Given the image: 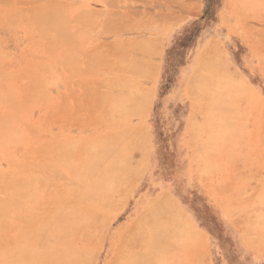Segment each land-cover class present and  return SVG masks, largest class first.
<instances>
[{
	"label": "rangeland",
	"instance_id": "obj_1",
	"mask_svg": "<svg viewBox=\"0 0 264 264\" xmlns=\"http://www.w3.org/2000/svg\"><path fill=\"white\" fill-rule=\"evenodd\" d=\"M70 1L71 0H67V1L66 0H57V1L56 0H17V1L8 0V2H7L6 0H0V51H1L0 56H4L7 58L6 59L3 57H0L3 60V61L2 60H0V61H1V63L3 62V65H4V66H2L0 64L1 68L3 67L2 68L3 71H2V69L0 70V71H2L0 73V76L2 75V77H4V79L0 80V84L2 85L4 83V86H6L7 82L5 83V81H8V79H9L8 85H10V86H8V85L7 86L9 88L10 87L12 88L11 91H13V89H14V91L18 90V92L16 91V93L12 94V97H14V95L16 96V94L19 95V96L17 95L18 99L15 97L16 98V100H15V98H14V100L16 101V104H15L14 100H12V101H14V103L10 102L11 100L10 101L6 100L7 98L5 99L4 95H3V98L7 102L9 101L8 102L9 105H13V104L18 105L19 104V108H20L21 104H22L21 105L22 108L24 106V112H21L22 110L21 111L18 110V106H16L17 109L15 107H14L15 109L13 108L14 110L17 111L15 113V116L11 115V112H8L7 114H9V113L10 114L7 115L5 113L8 116V117H6L5 115H3L5 110H6V112H7V110H10V111H12V110H11V108H9L11 106L8 107V103L6 104V101L1 97V95L4 94L3 92H5L6 97H9V98H12V97H11V95L7 94V93H9V92H6L7 89L3 90V92L0 94V99L4 100V103L0 100L2 102V104H0V116L1 117H2V115L4 116L3 118H0V125H2L3 123L5 124V121H7V119H9V118L12 119V120L9 119L7 122H10V123H8V125L10 126L11 123L13 121H15L12 123L13 128H10V127L3 125L5 127L4 129H6V127H7V129L9 128L10 132H9V130H8V132L10 134L12 132H16L14 130L17 129V133L18 132L21 133V135L18 134V135H20V138L17 137L18 135H16V133H15L16 136L14 135L13 138L17 137L19 142L24 140V141H22V143L20 142L21 144H17V143H19L18 141L16 143L13 140H11L14 142V143L12 142L14 145L17 144L16 146L13 145V147H11L10 142L8 141L9 145H10V147L8 149L13 148L12 150L10 149L11 151H9L7 149V147L5 148L3 146V144H5V143H3L1 145L2 142L0 141L1 142L0 145L3 146V147L0 146V149L2 148V150H3V148H4V151H6L5 149H7L8 153L10 152V154H9L10 156H9L8 153H6V152L4 153V152L0 151V171L10 172V173H5L7 175V177H9L10 176L9 174H11V172H13L12 174H14L16 172V170L17 171L19 170V172H20V173L18 172V174H20L19 177L21 178L25 175L24 177L27 178V176L25 174V173H27L28 174V180H26V181H29L30 177H29L28 172L33 171L34 168H36V169L39 168V167L37 168V166L35 167V165L33 166L32 161L36 158V160H34V163L36 161V163H35L36 165H37V162L39 165L40 164L43 165L44 164L43 161L45 159H44V156H42V155H45V153L49 152V148L47 147L48 145L50 147L52 144H53L52 146H54L60 142L62 144H66V143H64V141L67 142L69 140L68 138L73 137V136L74 137L78 136L77 137L78 139L73 137V139H71L70 141L75 142V145H77V144L79 145V142H80V145L82 144V146H83V144H84V148L81 146L82 149H80L81 147L79 145L78 147L80 150H77L78 148L72 149L71 146H72L73 142H70V141H69L70 144L72 143L69 146V148L71 147L70 148L71 150L67 149L68 146H66L65 148H66V151L68 150L69 153L72 150H74V153L76 152V150L81 151V152H77L81 158L77 154H73L72 152H71V155H69V153H68V157L66 156V158L69 160L71 157L74 158V155H75V157L77 155V158L79 157V164L76 163L78 160L74 161L77 158H75V159L71 158L73 160L74 164H76V165L77 164L78 165L84 164V165H81L83 168L87 165L90 166V164L92 166L93 165L95 166L98 162L95 160V158L93 159L92 156H95L93 151L96 150V151H98L96 154L99 153L98 154V158L100 157L99 160L102 159V162L104 164L100 163L101 166L97 164L98 167L96 166L95 168L97 170L103 172L105 170H107V171L110 170V167H111L110 171L112 172V168L115 166L116 168L114 167L115 170L113 168L112 178H113V181H114V179L116 180L115 183L118 182L120 184L117 187V188H119L117 190V192L113 193L111 195V197L107 198L106 201H104L99 206V208L96 210L97 216L98 217L101 216L99 219H101L102 223L99 222V219L97 217L96 223L97 224L99 223V224L98 225L95 224L94 227H96L95 231L98 230V232H99V229H100L99 236L100 235L101 236L99 237L98 233L94 232V228H93L92 233L95 237L98 236V238L96 239L95 237H91L92 233H90V235H89V237H91V238H87L88 241H89V239L95 238L96 240L94 239V241L97 242L95 244H93L94 241H92V240H91L92 243L89 242L90 243L89 244V246H90L89 252L93 254V255L91 254V257H95V258H93L94 261L91 258L88 260V262L89 261L93 262L91 264H108V263L111 264V262L115 259L116 263L114 262V264H120V263L121 264H127L126 262L129 259H127V261H123L121 258H125V260H126L127 256L133 257L134 255H137L138 253L142 254V252H143V254H145L149 251L148 249L150 246L149 244H150V238H151L150 226L156 227V225H157V228H155V230H157V231L160 228H161V230L164 228V230H169V231L172 230V232L175 231L174 234L170 235L171 237L173 235H176L179 231V233L181 232V235H180L181 239L176 235L178 237V240L180 239L183 242V240L186 239L185 243L184 242L182 243L179 240L181 242L180 247H179V245H175L177 248L174 249L175 246L173 244L171 246H169V244L171 243V241L169 242L170 237L168 238V235L164 234V238L166 237V240H167L165 243L168 244V242H169L168 245H165L166 248L163 246V248H165L164 251L167 252L169 250V249L166 250L167 246H168V248L170 247V251L167 253H164V256L165 257L168 256L171 258V254H172L174 256L171 259L177 260V262H179L180 264H197V262H199V261H200V264H264V231H263L264 226L259 225L262 221V218L264 219V130H263L264 128L262 129L263 131L258 129V128L264 127V125L261 122V127L257 126V124L260 125L261 119L264 118V116L262 115V114H264V0H128L129 2L127 0H87V1L86 0H75V1L72 0L71 2ZM133 1H135V2H133ZM140 1H141V3H140ZM155 1H157V2H155ZM181 1H184V2L181 3ZM5 2L9 6L5 5L6 4ZM9 2L10 3L12 2V3L9 4ZM51 2H54V4ZM59 2H61L59 4V6L55 7V5H58ZM108 2H109V4H108ZM50 3H51V5H50ZM83 3H84V5H83ZM116 3L119 7L118 6L116 7V5H115ZM133 3H135V5ZM172 3H175V4H172ZM78 4H80L81 6H84L85 8H83V7L81 8V6ZM111 4H114V5H111ZM53 5H54V7H53ZM110 5H111V7H110ZM46 6L47 7L50 6L51 7L50 10H49V8L47 10ZM107 6H108V8H107ZM134 6H135V8H134ZM86 7H89L90 10L88 8L86 9ZM32 9H34L33 10L34 13L32 12ZM125 9H127V11ZM27 10H29V11H27ZM41 10L42 11L45 10L46 13H47V11H48V13H49V11H51V15L49 13V16H47L48 15V13H47V14H44L43 17H41V15H43V14H41L42 13ZM20 11H22L21 14L18 13ZM39 11H40V13H39ZM45 11H43V12H45ZM119 11H120L121 17H119V15H117L119 13ZM135 11H137V12H135ZM166 11L167 12L169 11V14ZM75 12H76V14L82 13V15L81 14H79L80 16L76 15ZM176 12H178L177 15H176ZM129 13H131V14H129ZM163 13H167V14H163ZM57 14H59V15H57ZM86 14H88L90 16H86ZM107 14L110 17L112 16V18L108 17ZM122 14H124V15H122ZM45 15L47 16L46 17L47 19L44 18ZM61 15H62V17H61ZM84 15L87 17V23H86V21H84V20H86L85 19L86 17ZM91 15H92V18H91ZM114 15H115V18H113ZM131 15H132V17H131ZM140 15H142V16L140 17ZM148 15H150V16H148ZM94 16H96V17H94ZM123 16H124V18H122ZM34 17H36V18H34ZM77 17H78V19L79 18L81 19V21L79 20L80 22L78 21ZM89 17H90V19H88ZM93 17L96 18L98 21L96 19H93ZM156 17H158L157 18L158 20L156 19ZM31 18H33V20H31ZM40 18L41 19L43 18V21H46V20L49 21L48 20V18H49L50 20H52V22L53 21L60 22L59 20H61V22L63 23V26H62L63 28H61L60 31L56 32V30H55V28H56L55 25H57L56 22H55V24L53 23L54 25L52 24L53 27L55 26V28L52 29L53 32L50 31L49 33H47L49 31V29H48L49 23H45V22H44L45 24H41L39 22L38 23L41 24L42 26L45 25L44 28H46V26H47L46 24H48V27H47L48 30L47 31H46V29H44L45 30L44 31L42 29L41 25H39V28H40L39 30L36 29V28H38V26H36V25H35V28H33L34 25L32 26V23H30L29 20H31L32 22L36 21L35 23H33V24H36ZM107 18H109L108 19L109 21L107 20ZM120 18L123 19V21L121 20L122 22H119ZM129 18H130V20H129ZM2 19H3V21H2ZM12 19H13V21H12ZM170 19H171V21H169ZM14 20L15 21L17 20L18 23H13V22H15ZM90 20H94V22H92ZM127 20L130 21L131 25L128 24L129 21H127ZM43 21H41V22L43 23ZM152 21H154V22H152ZM3 22H6V23L3 24ZM49 22H51V21H49ZM64 22H65V24H64ZM84 22L86 25L83 24ZM109 22H112V23H109ZM88 23L89 24L91 23L90 26ZM107 23H109L111 25H109ZM116 23H117V27L115 28ZM119 23L122 25V27L121 26L118 27ZM13 24H15L16 27H14ZM124 24H127V25L123 26ZM58 25L57 26L60 28V26L62 24L58 23ZM75 25L77 26V28ZM136 25H138V27ZM66 26L71 28L72 33H73V31H74V34H75V32L77 33V35H74V37L76 36L75 39L78 41H76L74 39V37L71 38L72 37L71 35L70 36L68 35L69 33L71 34V30L68 29L69 30V33H68ZM18 27H19V29H18ZM123 27H125V28H123ZM59 28H57V29H59ZM120 28H122V29L119 30ZM132 28H133V30H132ZM63 29H66V31L65 30L62 31ZM106 29H108V30L106 31ZM114 29H115V31H114ZM54 30H55V32H54ZM82 30H83V33H82ZM124 30H126L127 32ZM40 31H42V32H40ZM63 32H67L68 34H65ZM60 33H63V36L65 35L64 40L62 37L60 39L57 38V37H59V35L62 36V34H60ZM40 34H43V36H41ZM56 35H58V36L56 37ZM67 35L69 36V39H68ZM79 35H81V37ZM47 36H49V37H47ZM53 36L56 38H53ZM40 37H41V39H39ZM42 37L45 39H42ZM50 37H52V38H50ZM65 37H67V38H65ZM46 38H47V40H46ZM48 38H50V40L52 39L51 40L52 43L50 42V40ZM129 39H131L132 42L131 41L129 42ZM67 40H69V41H67ZM70 40H71V42L72 41L74 42L73 45H75V47L74 46L71 47V45L68 46L70 43ZM43 44H45V45H43ZM112 44H114V46ZM134 44H136V45L134 46ZM107 45H108V47H106ZM117 45H118L119 49H122L121 47H123V51L118 50ZM140 45L143 47V49H141L142 47H140ZM44 46H46V47H44ZM48 46H50V47H48ZM59 46L61 48L63 47L62 49H65L64 51H67V52L64 53V51L61 48H59ZM67 46H68V48H66ZM129 46H133V48L131 47L129 49ZM56 47L58 48V50ZM69 47L71 49L75 48L74 51L77 53V54H75L76 56L72 55L74 51L71 49L70 50L72 51V54H70L71 51L69 50ZM94 47H96V48H94ZM102 47H104L105 49L103 48L104 50H102L101 49ZM45 48H47L52 53L50 52V54H49L48 50H46ZM124 48H126V49H124ZM144 48H146L145 49L146 52L142 51V50H144ZM60 49L63 51V54H64L63 56L65 58L64 57L60 58L62 56V54H61L62 52L60 51ZM67 49L70 52L68 54V56L66 55L68 53ZM98 49H101L103 51V53L101 50H98ZM44 50H46V52H47L46 54H45ZM97 50H98V52H97L98 54L96 53ZM54 51H56V52H54ZM113 51H115V52H113ZM112 52L114 53L113 55H111ZM122 52H123V54H121ZM126 52H128V53L126 54L125 58H123V55ZM133 52H134V54L136 53L135 56H134V54H132ZM94 53H96L97 55L96 54L94 55ZM53 54H55V55H53ZM88 54L94 55V57H91V55H90V59L95 58V56H96V59H93V60L91 59L90 63H88V61H89L88 60V57H89ZM120 54L122 55L121 57L118 56ZM50 55H51V57H50ZM70 55H72V56H70ZM86 55H87V57H86ZM98 55H104L105 56V57H102L103 59H101V60H104V59L107 60V61H105V60L102 61L103 64L106 63V65L107 64L110 65L109 63H111V64L113 63L112 64V66L114 65L113 71L110 70L112 67L110 68L109 66H104L102 63H100V64L103 65V66L102 65L101 66L103 67L104 70L101 69L99 64H98V67L95 66L96 65L95 62H93L95 64L94 66H93V64H91L92 61H96L98 59V57H97ZM66 56L69 57V59L75 57V59L78 58L79 60L77 59V61L74 60L75 62L70 63L69 61H67L69 59ZM106 56H109L111 59H109V57L107 58ZM115 56H118V58L116 59ZM132 57L135 58V60L133 59L135 61V64H134V62L131 61ZM163 57H164V59H163ZM62 59H64V60H62ZM61 60H62V62H60ZM65 60L67 61V64H65L66 63ZM101 60H97V61L101 62ZM71 61H73V60H71ZM86 61L89 65V68L87 67L88 65H87ZM115 62H116V64H114ZM117 62H119L122 66H117L118 65ZM130 62H131V64H130ZM164 62H165V66L167 67V73H166L165 78H164L162 92L168 93L173 82H174V79H175L172 90L170 91V93L166 97H163L162 110L164 112V117L166 118L169 115H171L173 113L174 109L176 108L177 104H179V101H180L183 103V108H184V113L186 115V119L184 121H181L180 123H176L175 125H173L172 123H160V124L156 123V124H154L155 125L154 128H151L149 126V122L147 124H145V122H144L146 105L150 101V97L146 98V97H148V95H146L144 92V80L146 77L149 78L150 75H153L155 72H157L158 67L161 65H164L163 64ZM74 63L76 66H74ZM68 64H71V65L73 64V66L75 68L78 67L77 69H74V70L75 71L77 70V72H79V71L80 72L79 73L76 72L77 74L74 72L72 73V71H73L72 70L73 68H72L71 73L74 74V76L72 77V74H70V70H68V68H67ZM83 64H85L87 66H85ZM138 65H140V67ZM64 66H65V68H64ZM127 66H129V67H127ZM30 67H32V68H30ZM94 67H96V68H94ZM29 68L32 70V74H33V71H36L35 73H37L39 75H40V71L42 74H44L47 71L48 73L47 72L45 73L46 76L45 75L43 76V79L45 78L44 81H46V80L47 81L44 82V81H42L43 79L41 76H40L41 77L40 78L39 76L35 75V76H37L38 79L40 78L42 80L40 81V79H39L38 81H40V82L37 81L35 83V80H36L35 79L33 82V78H35V76H34V74L32 76V74L29 73V72H31L29 70ZM70 68L71 67L69 65V69ZM106 68H108V71H106ZM114 68H115V71H114ZM130 68H134L135 71L136 70H138V71L135 72L133 69V71H134L133 72ZM136 68H138V69H136ZM121 69H122V71H121ZM6 70H8V72ZM128 71H131V72L128 73ZM50 72H52V73H50ZM18 74L21 75V77ZM215 75H216V77H215ZM10 76H11V78H9ZM69 76H70V78L72 77L71 80H70ZM75 76H77V77H75ZM106 77H108V78L110 77L112 79L118 78L119 79V80L117 79L118 83L121 80L123 82V79H125L124 83L120 82V84H124V85L117 87V86H119V84H117V86H115L116 82H114V81L113 82L115 84L113 83V85H112L111 84L112 82L110 81L112 79L107 80ZM204 77L206 80L204 79ZM97 78H98V80H100L103 83H101L100 81L98 83H96L98 81ZM104 78H106V79H104ZM0 79H1V77H0ZM48 79L50 80V82ZM65 79L68 81L69 80L71 81L69 87L67 85L69 84L70 81L67 82ZM92 79H93V81H92ZM101 79H104V80L102 81ZM10 80H11V82H10ZM78 80L79 81L81 80V81L78 82ZM105 80H106L107 85L104 84ZM128 80H131V81H128ZM207 80H208V82H207ZM213 80H215V81H213ZM125 81H126V83H125ZM132 81H134V83ZM31 82H33V84L35 83L37 87H35V84H34V86H30ZM73 82L75 85L72 84ZM197 82H198V84H197ZM204 82H206V83H204ZM39 83L41 84V86H43L45 84L44 87H42L44 89L41 88ZM89 83H90V85H89ZM216 83H217V85H216ZM226 83L227 84L229 83V84L227 85ZM92 84H94V87ZM95 84H98V85L100 84V85L95 86ZM1 85H0V87H3ZM11 85H13V87ZM86 85L92 86L91 91L93 93H94V91H96L97 93L95 92V94H97V96H95V94H93L91 91L89 92V90L84 92V90H86L85 88L89 89L88 88L89 86L87 87ZM133 85L135 88L134 87L131 88V86H133ZM192 85L195 86L196 88H194ZM83 86H85V87H83ZM113 86H115V88H113ZM125 86H127V87H125ZM15 87H16V89H15ZM31 87H33V89H34V87H35V89L40 87L42 90L48 91V93L50 92L49 94L47 93L49 95V99H48V96H46L47 94H44L46 97L44 96V99L38 101V98L41 96L42 92H40L41 94L39 96V93L37 92L38 90L36 91L34 89L35 90L34 91L33 89H31ZM116 87L118 89H116ZM82 88H83V90H82ZM128 88H129V90H128ZM3 89H5V88H3ZM41 89H39V91ZM111 89H112V91H111ZM32 90L34 91V93H36L37 99L35 98V94L32 93L33 92ZM101 90H103L102 92H104V91L105 92L103 94H101L102 93ZM109 90L113 93H111ZM226 90H227V92H226ZM215 91H216V93H215ZM223 91L225 93H223ZM83 92H84V94H83ZM127 92H130V94L129 93L127 94ZM98 93H99V96H98ZM202 93H204V94L202 95ZM226 93H228V94H226ZM32 94H34L33 95L34 97L32 96ZM85 94L88 95L89 97L86 96ZM104 94L105 95L108 94L107 96H112V97H106L105 98ZM119 94L120 95L122 94L123 98L120 96L118 97L117 95H119ZM124 94L128 95L129 97L128 96L126 97V95L124 97ZM90 95L92 97L95 96V98H93L94 101ZM193 95H195V96H193ZM209 95H210V98L208 97ZM226 95L229 97H226ZM81 96H83L86 99H84ZM102 96L105 99H103ZM113 96H115L117 99ZM141 96H143L144 100H140ZM218 96L219 97L221 96V99H222L221 103H223L222 105L220 103L221 99H219ZM97 97L99 99H101V98L102 99L98 100ZM187 97H189V98H187ZM236 97H237V99H235ZM27 98H28V100L31 99V100H29L30 103H29V101H27ZM41 98H43V97H41ZM112 98H115V99H112ZM224 98H225V100H224ZM32 99L34 101H32ZM45 99H46V101H45ZM241 99H242V101L240 103H237ZM83 100H84V102H83ZM114 100H118L119 102L121 100L123 105L118 104V102H116ZM88 101H89V103H88ZM95 101H97L98 103ZM135 101L137 102V104L135 103ZM31 102H34V103H31ZM210 102H212V104ZM230 102L233 104H231ZM245 102H246V105H244ZM103 103H105L104 105H107L106 103H108L110 108L108 107V105L107 106L101 105L98 107V105L103 104ZM215 103L217 104V107H216L217 109L219 108V105L223 106V108L221 107V109H219V110H222V109L225 110L226 109L225 113L227 112L226 114H227L228 119H227V117L225 118V115H224V119H222V116H221L222 113L220 114V112H222V111H218L217 109H214V106H216ZM5 104L8 107L7 109H5ZM23 104H26V106L29 105V107H30V108L28 107L29 114L25 113V111H27L28 109ZM82 104L84 107L82 106ZM225 104L229 105V107L226 106ZM238 105L240 106V108ZM250 105L254 109H252V107ZM130 106H132L134 108V111L132 110L133 109L132 107H131L132 109H130ZM241 107H243V108H241ZM186 108H187V110L185 111ZM257 108L259 110H257ZM92 109H94V110H92ZM128 109L131 110L132 115L129 113L130 110H128ZM202 109H203V111H202ZM212 109H214V110H212ZM30 110H32V111L30 112ZM235 110H237L236 113H235ZM245 110H246V112H245ZM2 111H4V112H2ZM88 111H90V114L88 113ZM92 111H94L95 113L98 112V114L100 113V111H102L101 112L102 114L100 113V116H102V115L103 116L101 118L96 117L97 114L96 115H94L95 113L92 114ZM110 111H113V114ZM211 111L215 112L214 114H216V112L218 111V115H215V118H214L213 117L214 115H212L213 113ZM240 111H242V113L244 111V113L239 114ZM259 111L261 114L259 113ZM12 112L14 113V111H12ZM20 112L23 115H21ZM106 112L111 113L112 117L109 114H108V116H106L107 115ZM126 112L128 114H127V116L124 115V117H125L124 118L123 114H125ZM229 112H232L233 115L230 114ZM228 113H229V116H228ZM16 114L19 117H20V115L24 116V118L22 117V119L20 120V118L18 117L19 120L18 119L15 120V118H17ZM104 114H105L106 118H105ZM209 114H210V116H209ZM10 115L12 118L10 117ZM117 115L119 117H121V119L123 117L124 120L122 119V121H121V119ZM128 115H130V116H128ZM237 115H240L239 116L240 118ZM254 115H255V117H253ZM28 116H29V119H28ZM97 116H99V115H97ZM260 116H262V118ZM26 117H27V119H26ZM219 117L221 118L219 120L221 122L218 121ZM216 118H217V122L215 121ZM248 118H249V120H248ZM76 119H81V120L78 121ZM115 119H117V120H115ZM119 119H120V121H119ZM230 119H231V122L230 123L228 122V124H227V120L230 121ZM26 120L29 122L27 123ZM81 121H84V122H81ZM207 121H209V122H207ZM224 121L226 122L225 125H229V127H230L231 123H232V125L234 124L233 128H232V126L230 127L231 128L230 131H229V129H227V126H224ZM20 122H23V123L21 124ZM99 122H100V124H99ZM115 122L117 123V125ZM197 123H199V124H197ZM247 123H248V125H247ZM25 124H28V125L30 124V125L25 126ZM34 124L36 127L33 126ZM39 125L41 127H39ZM199 125H200V127H198ZM221 125H223V126L220 127ZM243 125L245 127L244 129L242 128ZM3 126H1V127H3ZM80 126H82V127H80ZM236 126L238 127V129L234 130V132L236 131L235 135L229 136V135L233 134L232 129H236V128H234ZM239 126L243 129L242 131L239 130V128H240ZM1 127H0V130L2 129ZM224 127H226V128H224ZM43 128H44V131H43ZM11 129H13V130H11ZM39 129L42 130L43 132L46 131L45 134H43L42 131H39ZM195 129H196V131H195ZM92 130H95V131H92ZM209 130L212 131V133H210ZM217 130H218V132L220 131L219 134L222 138L219 136V134H215L217 132ZM5 131L1 130L0 135L3 132L1 135L2 137L5 136L4 135ZM123 131H125L126 134H125V132L123 134H121V132H123ZM182 131H183V134H182ZM204 131H206V133H204ZM226 131H229V133L232 132L231 134L228 135V139H230L232 137L230 140L231 142H232V139H234V138H235L234 139L235 141L239 138L242 140V138L244 137V134L246 135L248 133L246 136H248L249 138L246 137L248 139V140H246V142L247 141H250V142H247L249 145L248 144H246V145H248L249 147L248 148H247V146L242 147V145L239 146L236 143L233 145H230L231 144L230 141L228 142L229 145H227V147H225V148L221 147L223 145H220V144L224 143V141H222V140H226V135L228 134V132L225 133ZM237 131H238V134H237ZM254 131H256L257 134ZM8 132H7V135H9ZM33 133H35V134H33ZM47 133H49V135ZM53 133H55L56 135L55 134L53 135ZM130 133H132V134H130ZM208 133H209V135H208ZM260 133H262V134H260ZM111 134H114V138H115V136H118L120 138L119 135H121V136H123L122 137L123 139L121 140V138L120 139L118 138L120 141H117L118 139L116 137V141H115L114 138L111 137L112 136ZM211 134H212V136H213V134H215V136L212 137ZM7 135L5 136V138L10 137ZM33 135H35V136L32 137ZM108 135H111L110 136L111 139L109 137H108V139L106 138V136H108ZM257 135L259 137H257ZM260 135L261 136L263 135V136L260 138ZM86 136L89 137V139ZM101 136L106 138L107 140L110 139L111 142L108 143V146H106L107 144H104L107 142V140L103 138L104 140H106L105 142H103L104 140L101 138ZM206 136H208V137H206ZM210 136L212 137L211 140H209ZM2 137H0V138L3 140ZM91 137L93 138V140H91L92 139ZM94 137L97 139H94ZM99 137H100V139H99ZM202 137H203V139H202ZM127 138L130 139L129 145L127 144V142H128L127 140H129ZM7 139L10 140L12 138L10 137ZM7 139L5 141H7ZM17 139H15V140H17ZM98 139H99V141H98ZM101 139L103 140L102 142H100ZM194 139L196 141H197V139H200L201 142H196L197 144L194 143L193 144L194 149H193V145L191 146L190 142L192 144L195 141ZM258 139H259V141H258ZM85 141L86 142L88 141L87 143H89L93 147H91L90 145H85L86 144ZM95 141L97 143H95V145H93ZM131 141H132L133 147L131 146L132 144H130ZM238 141H240V140H238ZM244 141H243V143L242 142H240V143H242L244 145L245 144ZM23 142H26L28 145H26ZM69 142H67V145ZM76 142H77V144H76ZM213 142H215V143L213 144ZM100 143H102L105 147H103V145ZM7 144L8 143H6L5 145L7 146ZM23 144H25L26 147H24L25 145H23ZM224 144H226V142ZM253 144H255V145H253ZM21 145H22V147H21ZM59 145H58V148H61L62 146L60 147ZM75 145H73V146H75ZM113 145H115V148L111 149V147H114ZM86 146L87 147L90 146L89 150L87 149ZM124 146H125V148L127 146L126 149H128V147H129V149H131V151H133V154H132V152H128V150H126V152H124L125 150L124 151L122 150V149H125V148H123ZM134 146H136V147H134ZM196 146L198 148H196ZM219 146L221 147L220 152L218 151ZM56 147H54L55 148L54 151L51 150L54 153L53 155H52V152H50V154L48 153L51 157L52 156L56 157L58 155V153H60L59 150H57V151H59L58 153L56 152V149H58ZM63 147H64V145H63ZM240 147H242V148L240 149ZM45 148H47V150H45ZM65 148H62L61 151ZM133 148H134V150H133ZM195 148L199 149V151L202 153L198 154V151L196 152ZM211 148H213V150L216 149L215 151L217 153L215 151H213ZM50 149H53V148L51 147ZM108 149H109V153H108ZM110 149L112 150V152H110L111 151ZM83 150H85V151H83ZM43 151H47V152L44 153ZM66 151H65V154H66ZM11 152H13V154H11ZM21 152H23V153L21 154ZM91 152L93 154V155H91V160H89L90 159L89 158L88 161L85 160L86 163H84V160L82 159V157L90 155ZM194 152H196V153H194ZM207 152H209V153H207ZM218 152L220 153V155ZM230 152H232V154ZM118 153H120V155ZM215 153H216V155H215ZM117 154H118V156H117ZM221 154H223V156ZM224 154H225V156L230 155V156H228L230 158L226 157L227 159H225ZM103 155L105 157H107L106 158L107 162H106V159L102 158ZM11 156H13V159L15 161H13ZM41 156H42V158H39ZM50 156L48 158H46V161L52 160L50 158ZM127 156H129V157L131 156V158H130L131 161ZM205 156L209 157L208 160L205 159ZM61 157L62 156L59 157L60 162H58V163H57V161H59L58 156L56 158H54L53 160L55 161V159H56L57 164L61 163L57 167V170L62 168V173L60 172L61 170L60 171L58 170L60 172V174H58L59 172L57 170L53 169L54 171H56L58 173H55L57 175H54L53 178L50 181H48V179H46L47 176L49 175L48 171L50 172V170L52 169L51 166H53L54 164L51 166L48 165L47 168L49 170L48 171L44 170L45 173H48V175H46V176L43 175L44 178L46 177L45 179H46L47 183H44V181L42 183L40 181V183H42L44 186H46V188L42 190V192H41L42 195L38 196L39 198L42 199L41 202H43V203L39 202L40 204L36 205L35 203L33 204L32 199H31L32 203L29 202L30 200H27L28 205H30V207H31L30 211L32 209H33V211L34 210L36 211V209H37V211L39 212V209H38L39 206H40V210L46 211V209L48 207L47 208L44 207L45 205H48V206H51L52 204L54 205V202L49 203V202H51L50 198L52 200V197H49V195H46V194H50V193H52L51 194L52 196H53V194H55V195L61 194L62 195V193L63 194L66 193L63 195V197L65 195L67 196V197H64L65 199L60 198L61 195L60 196L58 195V197H59L58 201L60 202V205H62L61 202H63V200H64V202L65 201L67 202L68 200L70 201V199L72 198L70 202L68 201L69 203H71L73 200H75V198L73 196L71 197L72 194H70V195L67 194L70 191V190L68 191V189H71L70 193H72L73 190H75V189L76 190L80 189L78 184L81 185V181L79 179H74V178H77V173H78V172H76L77 169L76 170L74 169L76 173H72L73 171H71V170H73L74 165L71 164L72 169L70 168L71 170H68L70 166L68 167V165L65 164L66 159L63 161V157L62 158ZM64 158H65V156H64ZM126 158H128L129 160L128 161L125 160ZM40 159H41V161L43 159L44 160L41 162V161H39ZM81 159L83 160V162L80 164ZM135 159H136V161L138 160V162H136V161L134 162ZM26 160L27 161L29 160L30 164L32 163V166L34 168L31 169L30 171L24 173L22 171H24L26 169L29 170L28 167L30 165L29 161L27 162ZM53 160H52V162H53ZM121 160H122V162H120ZM123 160H125V162ZM46 161L44 164L46 166H47V164L51 163L50 161H47L48 163ZM118 161H119V164L120 163H123V164H120V166H119L118 164H116V162L118 163ZM9 162H11V163H9ZM25 162H27L28 165L27 164L25 165ZM62 162L64 165H66V167H68V169H66L65 167L63 168ZM13 163L16 165H14ZM56 163L53 167L55 169H56ZM66 163H67V161H66ZM124 163H128V164H124ZM19 165H24V167L23 168L22 167L15 168V166H19ZM42 165H40V166L42 167ZM104 165L106 167L107 166L108 167H107V169L102 170L103 167L106 168ZM228 165H230V166H228ZM50 167H51V169H50ZM121 167H123V169ZM127 167H128V169H127ZM129 167H131V168L129 169ZM212 167L215 170H213ZM12 168H14V169H12ZM76 168H78V167H76ZM64 169H66V171ZM219 169H221V170L219 171ZM38 171H39L38 174H40V177H41L42 175L40 173V168L38 169ZM35 172L37 173V170ZM51 172H52V174H54L53 171H51ZM63 172L65 174H63ZM116 172L119 176H121L120 174H123V173L124 174L126 173V175L123 174L124 175L123 178L120 179L121 177L119 178V176L116 174ZM130 172H133V173L130 174ZM69 173H70V175H68ZM208 173H210L211 175H209ZM12 174L10 177H13V179H14L13 181H15L18 178L17 177L18 174H17V172L14 174L15 178H14V176H12ZM31 174L33 175V172ZM71 174H72V176H71ZM222 174L224 177L222 176ZM32 175H31V177H32ZM34 175H35V176H33V177H35L34 179L38 180V178L36 177V174H34ZM113 175H115V176L117 175L118 177L117 176L114 177ZM2 176H3V174H2ZM0 177H1V174H0ZM7 177H4L5 178L4 182L0 181L4 185V186L2 184L0 185V186H2V188L7 185V182H6L7 180L10 182L12 179L10 177H9L10 179ZM38 177H39V175H38ZM44 178H40V179L42 180ZM1 179L3 181V177H1ZM228 179L230 180V182ZM37 180L35 182H39ZM24 181L25 180L23 179V182ZM225 181L227 183H225ZM5 182H6V185H5ZM15 182H17V181H15ZM18 182H20V181L18 180ZM48 182H50V183L52 182V184L50 185V183L48 184ZM219 182H221L222 185L219 184ZM10 184L11 183H9L7 186L8 187L11 186ZM121 184L122 185L124 184V185L122 186ZM226 184H228V185H226ZM12 185H14V184L12 183ZM65 187H66V189H65ZM210 187H212V188H210ZM120 188H122L124 191L121 190ZM214 190H216L217 192ZM224 190L229 192V193L223 194ZM5 192H6V190H5ZM5 192H3V190L1 192V190H0V199H4V200H0L2 202L7 201V199H8V198H6V200H5V197H7L6 194H4ZM214 192H215V194H214ZM220 193L223 195V197L225 195L229 196L230 201H229V197L225 196L223 198L222 195L220 196ZM166 194L175 195L176 197L179 196L181 198H185V200H186V202H185L186 204H184V203L183 204H181V203L177 204L176 203L177 207H179V206L181 207L182 205L183 206H182V209L179 207L180 208L179 213H177L174 217H172V216L170 217L171 221L173 222L171 224L174 226V227L172 226L173 229L171 227L166 229L167 227L164 225V223H162V222L166 221V218H169V214H167L165 212L166 207H167V203L165 202V199H163V200L162 199H154V197L156 198L159 195H166ZM42 196H44V197L46 196V198H48L49 201L46 198L43 201L44 198H42ZM8 197H9V195H8ZM55 197H57V196H55ZM54 198H53V200L56 201L57 199H54ZM231 198H232V200L234 198L235 201L237 203H239V205H236L235 204L236 202L235 203L233 202L235 204L234 206H233V204L231 205V202H232ZM113 199H114V201H113ZM60 200H62V201H60ZM152 200L154 202H156L157 206L159 205L158 207H160L161 210H159V209H157V210H159V212H161L162 215H160L161 213H159L156 210L155 212H158L157 214L155 212H151V211L143 212V214L134 217L132 220L130 219L132 214L133 213L135 214V207H136V205H138V203H140L141 201H147L145 205L148 206L150 204L149 202ZM38 201H40V199ZM108 201H110V202H108ZM244 202L246 203V207L244 205L245 204ZM69 203H67V204H69ZM85 203H88V201H86ZM142 203H140V204H142ZM41 204L42 205L45 204V205H43L41 207ZM57 204L59 206V203L55 202V207L57 206ZM34 205H36L38 207H35ZM83 205L85 206L86 204H83ZM90 205L91 204L89 202V205H86L85 209H89L90 207H87V206H90ZM103 205H105V206H103ZM65 206L66 205L57 208L58 210L60 209V211H57V209L54 206L53 207L51 206L52 209L50 207L48 208V210H50L49 211L50 213L48 211H46V212L44 211V212L47 213L46 216L54 217L55 216L54 212H53V215L51 214L52 210L54 211V209H55V211H57L58 214L61 215L64 212V210H62L63 212L61 213V209H63V207L66 208ZM231 206H232V208H231ZM42 208H44V209H42ZM186 209H188V210H186ZM25 210H27L29 212V209H25ZM35 211L30 212L29 216L32 217L33 216L32 213L35 214ZM38 212H36V213H38ZM44 212L42 211L43 214H44ZM57 212H56V214H57ZM152 213H154V214H152ZM191 213L197 214L198 215V216L196 215L197 219L191 218L192 217ZM228 213H229V216H228ZM23 214L28 215V213L27 212L25 213V211L22 213V216H23ZM39 214H41V213H38L37 215L35 214L33 216V218L35 216L41 217L42 215L40 216ZM149 214L151 215V217ZM59 216H55V217H59ZM161 216H163L162 218L164 220H162ZM43 217H44V215L42 216V218ZM156 217H158V220H160V218H161L162 222H159L158 220H156ZM250 217L251 218L256 217V219H257L256 222H258L259 219H261V221L256 223L255 220H253V219L250 220ZM27 218H29V217L27 216ZM144 218H145V221H144ZM151 219L153 221H155V220L156 221L153 224H152L153 221L152 222L150 221V222H148L150 224L146 225L147 221L151 220ZM3 220H5V219H3ZM34 220L35 219H32L31 221L28 220L29 222L26 221L28 224L26 223L25 226H27V227L31 226L32 227ZM251 221H252V224L255 223L256 225L255 224H254L255 226L252 225L253 228L250 227L252 230L249 231L250 228H248L249 227L248 224ZM5 222L9 223L8 220L3 221V223H5ZM3 223L1 222L2 225L0 224L1 225L0 231H3L4 229H5V231H3V232L10 231L9 229L11 227L7 229L5 226V225H9V224H6V223L3 224ZM13 223L18 225V227L16 228V226ZM161 223H162V225H161ZM165 224H166V222H165ZM12 225L15 226L14 230H11L13 232L10 231L11 233L10 232H6V233L7 234L10 233V235H12V236L9 235V238L11 237L10 239L15 240V239L19 238L18 236H20V235L22 236L21 233H22L23 229L25 228V226H23L24 223H22L18 220H13ZM127 225H130V227L127 229L128 235L123 234V233L120 234V232L122 231V228H124ZM134 225H135L136 229L138 226V229H139V230L137 229L138 231L143 230L142 232H144V234H142L141 237H138V234H136V233H139V235H140V233H142V232H136L134 235H131L132 237L131 236L128 237L130 234H133L135 231H137L135 229ZM158 226H159V228H158ZM185 226L187 228L186 231L184 228ZM260 226H262L263 229H259V228H262ZM7 227H9V226H7ZM22 227H24V228H22ZM181 227H182V229H180ZM254 227H255V229H254ZM246 228H247V230H246ZM161 230L159 233L162 232ZM244 230H246V231H244ZM123 231H124V229H123ZM247 232H249V233L247 234ZM258 232H260L261 234ZM1 233H0V235H2ZM251 233H253V234H251ZM5 234L3 233V236L6 238ZM176 236H173V237L177 238ZM198 237H200V238H198ZM246 237L247 238L249 237V238L247 239ZM251 237L252 238L255 237L254 239L257 238L256 240L259 242L252 239ZM124 238L127 239V242H128V240H130V241L128 242V244L125 243V245L124 244L121 245V242H123L125 240ZM175 238L173 239V241L175 244H178L177 242H179V241L175 242L176 241ZM144 239H145V242L143 244L142 242ZM146 239H148V240H146ZM7 240H9V239H7ZM135 240H138V243L140 241L139 245L142 243L143 245L142 244L141 245L144 246L145 248L139 249L142 246L140 245V247H139L138 244H135L134 243ZM252 240H254V241H252ZM88 241H87V244H88ZM129 243H134L135 246L138 245L139 248L136 246L137 249H135L136 247H134V245H132L133 246L132 247L131 244H129ZM181 244H184V246ZM119 245H121V246H119ZM118 246L120 249L118 248ZM172 246H173V249H171ZM181 246H183L184 248L183 247L181 248ZM193 246H195V248ZM132 248H134L133 249L134 251H131ZM191 248L192 249L194 248L193 251ZM197 248H198V250H197ZM136 250H138L139 252ZM171 250H173L174 252H172ZM135 252H136V254H135ZM170 252H172V253L169 254L170 255L169 256L168 253H170ZM184 252H186V253H184ZM177 253L182 255L184 258ZM166 254H167V256H166ZM188 257H190V258H188ZM170 258H168V260H170ZM117 259L119 260V262ZM165 259H167V258H165ZM168 260L166 262H168ZM187 260L189 262H187ZM90 262H89V264H90ZM169 262L171 264L173 262V260H170ZM169 262L167 264H169ZM175 263H172V264H175ZM85 264H88V263L86 262Z\"/></svg>",
	"mask_w": 264,
	"mask_h": 264
},
{
	"label": "bare ground",
	"instance_id": "obj_2",
	"mask_svg": "<svg viewBox=\"0 0 264 264\" xmlns=\"http://www.w3.org/2000/svg\"><path fill=\"white\" fill-rule=\"evenodd\" d=\"M7 2H8V0H6ZM15 1H17V0H15ZM57 1V0H56ZM67 1V0H66ZM72 1V0H71ZM70 1V2H71ZM75 1V0H74ZM87 1V0H86ZM128 1V0H127ZM85 2V1H84ZM129 2V1H128ZM133 2H135V1H133ZM154 2V1H153ZM155 2H157V1H155ZM173 2V1H172ZM182 2H184V1H181V3ZM187 2V1H186ZM185 2V3H186ZM6 3V2H5ZM12 3V2H11ZM10 2H9V4H11ZM32 3V2H31ZM51 3H53L54 4V2H51ZM51 3H50V5H51ZM57 3V2H56ZM61 2H59L58 3V5H55V7L56 6H59V4H60ZM140 3H141V1H140ZM176 3V2H175ZM175 3H172V4H175ZM179 3V2H178ZM69 4V3H68ZM108 4H109V2H108ZM134 5H135V3H133ZM160 4V3H159ZM5 5H8L7 3L5 4ZM62 5V4H61ZM77 5V4H76ZM78 5H80V4H78ZM83 5H84V3H83ZM111 5H114V4H111ZM111 5H110V7H111ZM116 5V7L118 6L117 5V3L115 4ZM178 5V4H177ZM9 6V5H8ZM48 6V5H47ZM46 6V7H47ZM81 6V5H80ZM109 6V5H108ZM108 6H107V8H108ZM45 7V6H44ZM43 7V8H44ZM53 7H54V5H53ZM85 8L84 6H81V8ZM119 7V6H118ZM154 7V6H153ZM40 8V7H39ZM48 8H49V10H50V6L49 7H47L46 9L48 10ZM89 9V7H86V9ZM121 8V7H120ZM134 8H135V6H134ZM112 9V8H111ZM119 9V8H118ZM24 10V9H23ZM33 10L34 9H32V12H33ZM90 10V9H89ZM120 10V9H119ZM126 11H127V9H125ZM131 10V9H130ZM27 11H29V10H27ZM42 11V10H41ZM43 11H45V10H43ZM42 11V13L41 14H43V15H41V17H43L44 16V14H47L48 13V11H47V13H46V11L45 12H43ZM140 11V10H139ZM172 11V10H171ZM254 11V10H253ZM21 12L22 11H20V12H18V13H20L21 14ZM69 12V11H68ZM81 12V11H80ZM93 12V11H92ZM113 12V11H112ZM118 12V11H117ZM129 12V11H128ZM132 12V11H131ZM135 12H137V11H135ZM167 12V11H166ZM34 13V12H33ZM39 13H40V11H39ZM49 13H50V15H51V11H49ZM49 13H48V15L47 16H49ZM58 13V12H57ZM67 13V12H66ZM89 13V12H88ZM168 14H169V11L167 12ZM167 13H163V14H167ZM177 13L178 12H176V15H177ZM15 14V13H14ZM38 14V13H37ZM64 14V13H63ZM75 14H76V12H75ZM79 14H81L82 15V13H79ZM79 14H76V15H79ZM96 14V13H95ZM129 14H131V13H129ZM7 15V14H6ZM13 15V14H12ZM57 15H59V14H57ZM108 15V14H107ZM117 15H119V17H121V15H120V11H119V13L117 14ZM122 15H124V14H122ZM23 16V15H22ZM46 15H45V17L44 18H46L47 17ZM75 16V15H74ZM80 16V15H79ZM85 16V15H84ZM86 16H90V15H88V14H86ZM85 16V17H86ZM142 15H140V17H141ZM148 16H150V15H148ZM14 17V16H13ZM16 17V16H15ZM18 17V16H17ZM61 17H62V15H61ZM82 17V16H81ZM94 17H96V16H94ZM93 17V19H96V18H94ZM108 17H110L109 15H108ZM131 17H132V15H131ZM8 18V17H7ZM34 18H36V17H34ZM91 18H92V15H91ZM110 18H112V16L110 17ZM113 18H115V15H114V17ZM122 18H124V16L122 17ZM143 18V17H142ZM158 17H156V19H157ZM30 19V18H29ZM47 19V18H46ZM77 19H78V17H77ZM86 20H84V21H86V23H87V17L85 18ZM88 19H90V17L88 18ZM109 18H107V20H108ZM126 19V18H125ZM144 19V18H143ZM23 20V19H22ZM31 20H33V18H31ZM31 20H29V22L30 23H32V26L34 25V27L33 28H35V25L36 26H38V28H36V29H40L39 28V25H41V24H45V23H49V27H48V24H46L47 26H46V28H44L45 27V25L44 26H42L41 25V27H42V29L44 30V29H46V31L49 29V31L47 32V33H49L50 31L51 32H53V28H55V26H56V28H55V30H56V32L57 31H60V29L61 28H63L62 26H63V23L61 22V20H59L60 22H58V21H53L52 22V20H50L49 18H48V20L49 21H51V22H49V21H43V18L41 19H39V21H37V23L36 24H33V23H35L34 21L32 22ZM81 21V19L79 18L78 19V21ZM97 20V19H96ZM119 20V19H118ZM123 21V19H121L120 18V20H119V22H122ZM129 20H130V18H129ZM129 20H127V21H129ZM158 20V19H157ZM2 21H3V19H2ZM12 21H13V19H12ZM11 21V22H12ZM15 21V20H14ZM17 21V20H16ZM13 22V23H18V21L17 22ZM24 21V20H23ZM41 21H43V23L41 22ZM70 21V20H69ZM79 21V22H80ZM90 21H92V22H94V20H90ZM98 21V20H97ZM109 21V20H108ZM126 21V20H125ZM134 21V20H133ZM169 21H171V19L169 20ZM26 22V21H25ZM28 22V23H29ZM41 23V24H39V23ZM45 22V23H44ZM55 22H56V24L58 25V23H61L62 25L60 26V28L57 26V25H55L54 27L52 26V24L54 23L55 24ZM58 22V23H57ZM71 22V21H70ZM91 22V23H92ZM106 22V21H105ZM104 22V23H105ZM135 22V21H134ZM152 22H154V21H152ZM6 22H3V24H5ZM27 23V22H26ZM90 23V24H91ZM97 23V22H96ZM109 23H112V22H109ZM109 23H107V24H109ZM124 23V22H123ZM122 23V24H123ZM53 24V25H54ZM64 24H65V22H64ZM74 24V23H73ZM83 24H85V22L83 23ZM89 24V23H88ZM90 24H89V26H90ZM114 24V23H113ZM128 24H130V21H129V23ZM12 25V24H11ZM14 25V27H16L15 26V24H13ZM28 25V24H27ZM82 25V24H81ZM86 25V24H85ZM109 25H111V24H109ZM115 25V24H114ZM127 24H124L123 26H126ZM131 25V24H130ZM19 26V25H18ZM25 26V25H24ZM31 26V27H32ZM76 26V25H75ZM93 26V25H92ZM97 26V25H96ZM104 26V25H103ZM107 26V25H106ZM122 27V25L119 23L118 24V27ZM135 26V25H134ZM137 27H138V25H136ZM20 27V26H19ZM19 27H18V29H19ZM29 27V26H28ZM47 27H48V29H47ZM67 28V30L69 29V30H71V28H69L68 26H66ZM105 27V26H104ZM112 27V26H111ZM117 27V23H116V26H115V28ZM128 27V26H127ZM133 27V26H132ZM57 28H59V29H57ZM76 28H77V26H76ZM91 28V27H90ZM123 28H125V27H123ZM131 28V27H130ZM136 28V27H135ZM66 29H63L62 31H66ZM110 29V28H109ZM122 28H120L119 30H121ZM55 30H54V32H55ZM69 30H68V33H69ZM108 29H106V31H107ZM132 30H133V28H132ZM45 31V30H44ZM80 31V30H79ZM105 31V30H104ZM111 31V30H110ZM114 31H115V29H114ZM124 31H126V30H124ZM123 31V32H124ZM25 32V31H24ZM23 32V33H24ZM40 32H42V31H40ZM113 32V31H112ZM118 32V31H117ZM127 32V31H126ZM44 33V32H43ZM46 33V32H45ZM63 33H65V34H68L67 32H63ZM63 33H60V34H62V36H60L59 35V37H57L58 35H56V37L57 38H63V40H64V36H63ZM82 33H83V30H82ZM106 33V32H105ZM52 34V33H51ZM109 34V33H108ZM24 35V34H23ZM36 35V34H35ZM41 36H43V34H40ZM48 35V34H47ZM69 36L71 35L72 37L71 38H73L74 37V35H77V33L75 32V34H74V31H73V33H72V30H71V34L69 33L68 34ZM67 35V36H68ZM46 36V35H45ZM69 36H68V39H69ZM80 37H81V35H79ZM47 37H49V36H47ZM56 37H54L53 36V38H56ZM76 37V36H75ZM75 37H74V39H75ZM50 38H52V37H50ZM50 38H48L49 40H50ZM65 38H67V37H65ZM39 39H41V37L39 38ZM42 39H45V38H43L42 37ZM35 40V39H34ZM46 40H47V38H46ZM52 40V39H51ZM51 40H50V42H51ZM54 40V39H53ZM76 40V39H75ZM57 41V40H56ZM60 41V40H59ZM67 41H69V40H67ZM76 41H78V40H76ZM96 41V40H95ZM94 41V42H95ZM131 41V39H129V42ZM106 42V41H105ZM132 42V41H131ZM137 42V41H136ZM144 42V41H143ZM52 43V42H51ZM69 43V42H68ZM72 43V44H71ZM73 41L71 42V40H70V43H69V45L68 46H70L71 45V47L72 46H74L75 47V45H73ZM77 43V42H76ZM75 43V44H76ZM126 43V42H125ZM124 43V44H125ZM3 44V43H2ZM78 44V43H77ZM76 44V45H77ZM104 44V43H103ZM137 44V43H136ZM136 44H134V46L136 45ZM43 45H45V44H43ZM113 46H114V44H112ZM120 45V44H119ZM127 45V44H126ZM130 45V44H129ZM139 45V44H138ZM3 46V45H2ZM68 46L66 47V48H68ZM128 46V45H127ZM24 47V46H23ZM44 47H46V46H44ZM48 47H50V46H48ZM47 47V48H48ZM97 47V46H96ZM96 47H94V48H96ZM106 47H108V45L106 46ZM111 47V46H110ZM133 48V46H129V49L130 48ZM139 47V46H138ZM140 47H142L141 45H140ZM47 48H45L46 50H48ZM57 48V47H56ZM59 48H61L60 46H59ZM63 48V47H62ZM61 48V49H62ZM93 48V47H92ZM98 48V47H97ZM104 47H102L101 49L102 50H104L103 49ZM122 49H119V47H118V45H117V49L118 50H120V51H123V47H121ZM60 49V51L62 52L61 54H62V56L60 57V58H62V57H64L63 55V51L65 50V49H62L61 50ZM71 48L69 47V50H70ZM75 49V48H74ZM74 49L72 48L71 50H73L74 51ZM101 49H98V50H101ZM124 49H126V48H124ZM141 49H143V47L141 48ZM146 48H144V50H142V51H144V52H146V50H145ZM46 50H44L45 51V54L47 53L46 52ZM56 50V49H55ZM57 50H58V48H57ZM68 50V49H67ZM69 50H68V53L66 54L67 56H68V54L70 53L69 52ZM70 50V51H71ZM98 50L96 51V53L98 52ZM101 50V51H102ZM128 50V49H127ZM139 50V49H138ZM148 50V49H147ZM1 52V51H0ZM48 52H49V54H50V52L51 51H49L48 50ZM54 52H56V51H54ZM65 52H67V51H64V53ZM113 52H115V51H113ZM112 52V54L111 55H113L114 53ZM125 52V51H124ZM129 52V51H128ZM128 52H126L124 55H123V58H125V56H126V54L128 53ZM137 52V51H136ZM140 52V51H139ZM143 52V53H144ZM24 53V52H23ZM52 53V52H51ZM92 53V52H91ZM96 53H94V55L96 54ZM102 53H103V51H102ZM70 54H72V51H71V53ZM75 54H77L75 51L73 52V54L72 55H75ZM98 54V53H97ZM96 54V55H97ZM119 54V53H118ZM121 54H123V52L121 53ZM118 55L119 57H121L122 55ZM130 54V53H129ZM132 54H134V52L132 53ZM2 55V54H1ZM8 55V54H7ZM53 55H55V54H53ZM72 55H70V56H72ZM89 55V57H88V63H90V61H91V59H90V55L91 54H88ZM94 55L92 54L91 55V57H94ZM106 55V54H105ZM136 55V53L134 54V56ZM139 55V54H138ZM66 56V57H67ZM76 56V55H75ZM110 56V55H109ZM109 56H106L107 58L109 57ZM118 56H115L116 57V59L118 58ZM147 56V55H146ZM0 57H3V58H6V57H4V56H0ZM50 57H51V55H50ZM81 57V56H80ZM86 57H87V55H86ZM98 57V59L97 60H101V59H103L102 57H105L104 55H98L97 56ZM59 58V59H60ZM65 58V57H64ZM68 59H69V57H67ZM84 58V57H83ZM114 58V57H113ZM7 59V58H6ZM5 59V60H6ZM78 59V58H77ZM77 59H75V57H73V58H71V59H69V60H67V61H69L70 63L71 62H75V61H77ZM93 59H96V56H95V58H93ZM92 59V60H93ZM109 59H111L110 57H109ZM115 59V58H114ZM135 58L134 57H132V62H134V64H135ZM0 60H2L1 58H0ZM4 60V61H5ZM62 60H64V59H62ZM62 60L60 61V62H62ZM65 60V61H66ZM71 60H73V61H71ZM75 60V61H74ZM79 60V59H78ZM83 60V59H82ZM92 61V63L91 64H93V66L95 65V66H97L98 67V64L100 65V67H101V69L102 70H104L103 69V65L104 66H109L110 68V70H112L113 71V67H114V65L112 66V64L111 63H109L110 65H106V63H102V61H104V60H101V62L100 61ZM125 60V59H124ZM137 60V59H136ZM3 61V60H2ZM67 61H66V63L65 64H67ZM105 61H107V60H105ZM68 62V63H69ZM80 62V61H79ZM93 62H95V64L93 63ZM86 63H87V61H86ZM88 63H87V65H88ZM100 63H102V64H100ZM118 63V65L117 66H122L119 62H117ZM220 63V62H219ZM0 64L2 65V66H4L3 65V62L1 63V61H0ZM62 64V63H61ZM77 64V63H76ZM79 64V63H78ZM114 64H116V62L114 63ZM120 64V65H119ZM130 64H131V62H130ZM137 64V63H136ZM1 65H0V70L3 68H1ZM63 65V64H62ZM69 65H70V69H69ZM81 65V64H80ZM83 65H85V64H83ZM87 65H85V66H87ZM102 65V66H101ZM128 65V64H127ZM37 66V65H36ZM74 66H76L75 65V63H74ZM73 66V64L71 65V64H68L67 65V68H68V70H70V74H72L73 72L74 73H76L77 72V70L75 71L74 69H77V68H75ZM91 66V65H90ZM116 66V67H117ZM139 67H140V65H138ZM142 66V65H141ZM63 67V66H62ZM88 68H89V65L87 66ZM127 67H129V66H127ZM30 68H32V67H30ZM29 68V70L31 71V72H29V73H31L32 74V70ZM40 68V67H39ZM64 68H65V66H64ZM63 68V69H64ZM73 68V69H72ZM94 68H96V67H94ZM71 69L73 70L72 71V73H71ZM100 69V68H99ZM132 71H133V69L134 68H130ZM136 69H138V68H136ZM37 70V69H36ZM67 70V69H66ZM83 70V69H82ZM109 70V71H110ZM2 71H3V69H2ZM2 71H0V73L2 72ZM7 72H8V70H6ZM106 71H108V68H106ZM114 71H115V68H114ZM117 71V70H116ZM121 71H122V69H121ZM134 71H135V69H134ZM133 71V72H134ZM138 70H136L135 72H137ZM36 71H33V74H34V76L35 75H37V76H41L42 77V79H43V76L45 75L46 76V72L44 73V74H42L41 73V71H40V75L39 74H37V73H35ZM80 72V71H79ZM79 72H77V73H79ZM129 72H131V71H128V73ZM132 72V73H133ZM210 72V71H209ZM4 73V72H3ZM48 73V72H47ZM50 73H52V72H50ZM76 73V74H77ZM5 74V73H4ZM8 74V73H7ZM21 74V73H20ZM33 74H32V76H33ZM42 74V75H41ZM54 74V73H53ZM199 74V73H198ZM209 74V73H208ZM211 74V73H210ZM19 75V74H18ZM149 75V74H148ZM15 76V75H14ZM20 77H21V75H19ZM37 76H35V78H33V82H34V80H35V83L41 78H37ZM74 76V74H72V77ZM199 76V75H198ZM221 76V75H220ZM1 77V79L0 80H2V79H4V77H2V75L0 76ZM48 77V76H47ZM46 77V78H47ZM71 77V78H72ZM75 77H77V76H75ZM74 77V78H75ZM215 77H216V75H215ZM214 77V78H215ZM9 78H11V76L9 77ZM17 78V77H16ZM69 78H70V76H69ZM71 78H70V80H71ZM102 78V77H101ZM107 78V80H110V79H112V78H108V77H106ZM106 78H104V79H106ZM15 79V78H14ZM31 79V78H30ZM42 79H40V81L42 80ZM67 79V78H66ZM65 79V80H66ZM104 79H101L102 81L104 80ZM114 79V80H113ZM112 80H110L112 83V85H113V83L114 82H116V85L115 86H117V84H119V86H117V87H120L121 85H124V84H120V82L121 83H124V80L125 79H123V82H122V80L118 83V80L117 79H115V78H113ZM182 79V78H181ZM204 79H205V77H204ZM45 80V78L42 80V81H44ZM49 80V79H48ZM69 80V81H70ZM87 80V79H86ZM97 80H98V78H97ZM117 80V81H116ZM201 80V79H200ZM206 80V79H205ZM40 81H38V82H40ZM47 81V80H46ZM46 81H44V82H46ZM67 82H69L68 80H66ZM81 81V80H80ZM79 80H78V82H80ZM85 81V80H84ZM88 81V80H87ZM92 81H93V79H92ZM100 80H98L96 83H98ZM114 81V82H113ZM128 81H131V80H128ZM182 81V80H181ZM213 81H215V80H213ZM230 81V80H229ZM7 82V83H6ZM10 82H11V80H10ZM33 82H31V85L30 86H34V84H33ZM49 82H50V80H49ZM95 82V81H94ZM101 82V81H100ZM133 83H134V81H132ZM140 82V81H139ZM184 82V81H183ZM207 82H208V80H207ZM5 83L8 85L9 84V79H8V81H5ZM70 83H71V81L69 82V84L67 85L68 87H69V85H70ZM82 83V82H81ZM101 83H103V82H101ZM125 83H126V81H125ZM128 83V82H127ZM131 83V82H130ZM142 83V82H141ZM195 83V82H194ZM204 83H206V82H204ZM40 84V83H39ZM73 85H75L74 84V82L72 83ZM105 85H107L106 84V80H105V83H104ZM103 84V85H104ZM109 84V83H108ZM110 84V85H111ZM115 84V83H114ZM191 84V83H190ZM197 84H198V82H197ZM227 84V83H226ZM229 84V83H228ZM227 84V85H228ZM1 85V84H0ZM4 86V83L1 85V86H3V87H0V94L3 92V90H6V92H9V93H7L8 95H11V97H12V94H14V93H16V91L18 92V90H16V91H14V89H13V91H11L12 90V88L10 87H8V86H10V85H8V86ZM43 85V84H42ZM45 85V84H44ZM44 85L43 86H41V84H40V86H41V88L42 87H44ZM89 85H90V83H89ZM89 85H86L87 87L89 86ZM93 85V87H94V84H92ZM96 85H98V84H95V86ZM100 85V84H99ZM98 85V86H99ZM109 85V86H110ZM111 85V86H112ZM126 85V84H125ZM132 85V84H131ZM135 85V84H134ZM134 85L133 86H131V88H133L134 87ZM216 85H217V83H216ZM222 85V84H221ZM225 85V84H224ZM12 87H13V85H11ZM52 86V85H51ZM102 86V85H101ZM110 86V87H111ZM115 86H113V88H115ZM190 86V85H189ZM193 86V85H192ZM191 86V87H192ZM35 87H37L36 86V84H35ZM35 87H34V89H35ZM83 87H85V86H83ZM116 87V89H118ZM125 87H127V86H125ZM194 88H196L195 86H193ZM3 88H5V89H3ZM39 89H41L40 87H38ZM35 89L38 93H39V96H40V92H42V94H41V96L38 98V101L39 100H42V99H44V94H47L48 93V91H44V90H42V89H44V88H42L40 91H39V89ZM89 89H87V88H85L86 90H84V92L85 91H87V90H89V92L91 91V88H92V86H89L88 87ZM98 88V87H97ZM109 88V87H108ZM112 88V87H111ZM135 88V87H134ZM209 88V87H208ZM15 89H16V87H15ZM31 89H33V87H31ZM33 89V90H34ZM126 89V88H125ZM32 90V91H33ZM34 90V91H35ZM82 90H83V88H82ZM127 90V89H126ZM128 90H129V88H128ZM202 90V89H201ZM235 90V89H234ZM11 91V92H10ZM34 91L32 92V93H34ZM99 91V90H98ZM103 90H101V92H102ZM110 91V90H109ZM111 91H112V89H111ZM110 91V92H111ZM212 91V90H211ZM245 91V90H244ZM243 91V92H244ZM44 92V93H43ZM81 92V91H80ZM84 92H83V94H84ZM92 92V91H91ZM95 92L96 91H94V93L93 94H95ZM105 92V91H104ZM104 92H102L101 94H103ZM226 92H227V90H226ZM4 94H2L1 95V97L3 98V95L5 96L4 98L6 99V100H11L10 102H13L14 103V101L16 100V98L18 99V94H16V96L14 95V97H12V98H9V97H6V93L5 92H3ZM50 93V92H49ZM48 93V94H49ZM71 93V92H70ZM88 93V92H87ZM91 93V94H92ZM97 93V92H96ZM111 93H113V92H111ZM115 93V92H114ZM130 94V92H127V94ZM215 93H216V91H215ZM223 93H225L224 91H223ZM35 94V98L37 97L36 96V93H34ZM34 94H32V96L34 95ZM46 95V96H48V99H49V95ZM72 94V93H71ZM82 94V93H81ZM110 94V93H109ZM116 94V93H115ZM118 94V93H117ZM200 94V93H199ZM204 93H202V95H203ZM226 94H228V93H226ZM235 94V93H234ZM242 94V93H241ZM18 95V96H17ZM43 95V96H42ZM51 95V94H50ZM86 95V94H85ZM108 95V94H107ZM107 95H105L104 94V97L106 98V97H112V96H107ZM125 95L126 94H124V97H125ZM208 95V94H207ZM45 96V97H46ZM86 96H88V95H86ZM91 96V95H90ZM95 96H97V94H95ZM95 96H91L92 97V99L93 98H95ZM98 96H99V93H98ZM116 96V95H115ZM115 96H113V97H115ZM118 97L120 96V97H122V94L120 95H117ZM128 95H126V97H127ZM193 96H195V95H193ZM224 96V95H223ZM222 96V97H223ZM16 97V98H15ZM34 97V96H33ZM41 97H43V98H41ZM81 97H83V96H81ZM89 97V96H88ZM90 97V98H91ZM103 97V96H102ZM103 97V99H105ZM129 97V96H128ZM209 98H210V95L208 96ZM207 97V98H208ZM219 97V96H218ZM226 97H229V96H227L226 95ZM3 98V99H4ZM14 98H15V100H14ZM34 98V99H35ZM84 98V97H83ZM98 98V97H97ZM101 98V97H100ZM116 98V97H115ZM115 98H112V99H115ZM123 98V97H122ZM138 98V97H137ZM142 98V99H141ZM141 98H140V100H144V98H143V96H141ZM187 98H189V97H187ZM206 98V99H207ZM4 99V100H5ZM37 99V98H36ZM47 99V98H46ZM46 99H45V101H46ZM47 99V100H48ZM84 99H86V98H84ZM102 99V98H101ZM101 99H99L98 98V100H101ZM117 99V98H116ZM194 99V98H193ZM205 99V100H206ZM219 99H221V96L219 97ZM235 99H237V97L235 98ZM239 99V98H238ZM1 100V99H0ZM4 100H1L3 103H4ZM5 100V101H6ZM12 100H14V101H12ZM29 100H31V99H29ZM28 100V98H27V101H29ZM88 100V99H87ZM97 100V101H98ZM209 100V99H208ZM212 100V99H211ZM215 100V99H214ZM224 100H225V98H224ZM250 100V99H249ZM248 100V101H249ZM0 101V104H2V102ZM8 101V102H9ZM32 101H34L33 99H32ZM44 101V100H43ZM90 101V100H89ZM89 101H88V103H89ZM93 101H94V99H93ZM92 101V102H93ZM97 101H95V102H97ZM114 101H116V102H118V104H122V102H121V100H120V102L118 101V100H114ZM113 101V102H114ZM146 101V100H145ZM197 101V100H196ZM213 101V100H212ZM221 101H222V99L220 100V103H221ZM231 101V100H230ZM242 101V99L239 101V102H237V103H240ZM245 101V100H244ZM7 101H6V104L8 103ZM83 102H84V100H83ZM87 102V101H86ZM115 102V103H116ZM218 102V101H217ZM255 102V101H254ZM29 103H30V101H29ZM31 103H34V102H31ZM98 103V102H97ZM102 103V102H101ZM135 103L137 104V102L135 101ZM209 103V102H208ZM211 104H212V102H210ZM219 103V102H218ZM231 103V102H230ZM244 103V102H243ZM6 104H5V109H7L9 106H11V107H9V108H11V110L12 111H14V113L12 112V111H10V110H7V112H6V110H5V112L4 111H2V112H4L3 113V115H5L6 117H8L7 115H9V114H7L8 112H11V115H13V116H15V113L17 112L16 110H14L15 108L17 109V107L16 106H18V110H22L21 112H24V106H23V108L21 107V105H20V108H19V104L18 105H15L16 104V101H15V104H13V105H9V103H8V107L6 106ZM105 103H103V104H100V105H98V107L99 106H107L108 105V103H106L107 105H104ZM193 104V103H192ZM216 104V103H215ZM223 103H221V105H222ZM229 104V103H228ZM231 104H233V103H231ZM242 104V103H241ZM252 104V103H251ZM15 105V106H14ZM23 105H25L26 106V104H23ZM28 105V104H27ZM123 105V104H122ZM221 105H219V108L217 109L216 107H217V104H216V106H214V109H217L218 111H222V112H220V114H221V116H222V119H224V115H225V118L227 117V112L225 113V110L224 109H222V110H219V109H221V107L223 108V106H221ZM226 105V104H225ZM236 105V104H235ZM244 105H246V102H245V104ZM13 106V107H12ZM31 106V105H30ZM63 106V105H62ZM82 106H83V104H82ZM86 106V105H85ZM111 106V105H110ZM226 106H228L229 107V105H226ZM239 106V105H238ZM251 106V105H250ZM15 107V108H14ZM27 107V109H28V107H29V105L28 106H26ZM25 107V108H26ZM84 107V106H83ZM82 107V108H83ZM87 107V106H86ZM108 107H109V105H108ZM132 106H130V109H132L131 108ZM225 107V106H224ZM252 107V106H251ZM14 108V109H13ZM30 108V107H29ZM94 108V107H93ZM110 108V107H109ZM239 108H240V106H239ZM241 108H243V107H241ZM89 109V108H88ZM130 109H128V110H130ZM214 109H212V110H214ZM228 109V108H227ZM249 109V108H248ZM252 109H254L253 107H252ZM92 110H94V109H92ZM133 111H134V108L132 109ZM194 110V109H193ZM201 110V109H200ZM257 110H259L258 108H257ZM256 110V111H257ZM32 110H30V112H31ZM80 111V110H79ZM83 111V110H82ZM87 111V110H86ZM91 111V110H90ZM90 111H88V113L90 114ZM202 111H203V109H202ZM216 111V110H215ZM218 111L216 112V114H214L215 112H212L213 114L212 115H214L213 117L215 118V115H218ZM228 111V110H227ZM231 111V110H230ZM19 112V111H18ZM20 112V113H21ZM102 111H100V113H101ZM110 112H112V114H113V111H110ZM237 112V110H235V113ZM245 112H246V110H245ZM7 115H6V114ZM25 113H27V114H29V109L27 110V111H25ZM95 112L94 111H92V114H94ZM100 113L98 114V112H96L94 115H99V116H97L96 115V117H102V116H100ZM107 113V115L106 116H108V114L109 115H111V113H109V112H106ZM130 114H131V110H130V112H129ZM138 113V112H137ZM194 113V112H193ZM225 113V114H224ZM230 114H232L233 115V113L232 112H229ZM229 113H228V116H229ZM243 113H244V111H243ZM242 113V111H240L239 112V114H243ZM259 113H260V111H259ZM31 114V113H30ZM91 114V115H92ZM102 114V113H101ZM127 112L125 113V114H123V117H124V115L125 116H127ZM201 114V113H200ZM204 114V113H203ZM261 114V113H260ZM2 115V114H1ZM2 115V117L0 116V118H3L4 116ZM11 115H10V117H11ZM17 115V114H16ZM21 115H23L22 113H21ZM20 115V117L17 115L16 117L17 118H15V120L16 119H18V117L20 118V120L22 119V117L24 118V116H21ZM121 115V114H120ZM132 115V114H131ZM197 115V114H196ZM195 115V116H196ZM250 115V114H249ZM263 116H264V114H262ZM104 116H105V114H104ZM106 116H105V118H106ZM118 116V115H117ZM116 116V117H117ZM122 116V115H121ZM128 116H130V115H128ZM203 116V115H202ZM209 116H210V114H209ZM220 116V115H219ZM220 116V117H221ZM231 116V115H230ZM238 117L240 116V115H237ZM259 116V115H258ZM5 117V118H6ZM76 117V116H75ZM79 117V116H78ZM111 117H112V115H111ZM114 117V116H113ZM119 117V116H118ZM123 117H122V119H123ZM219 117V119H218V121L221 119ZM237 117V118H238ZM249 117V116H248ZM252 117V116H251ZM253 117H255V115L253 116ZM252 117V118H253ZM257 117V116H256ZM261 118H262V116H260ZM12 118V117H11ZM108 118V117H107ZM120 119H121V117H119ZM125 118V117H124ZM213 118V119H214ZM240 118V117H239ZM258 118V117H257ZM260 118V119H261ZM10 119V118H9ZM9 119H7V121L9 120ZM26 119H27V117H26ZM28 119H29V116H28ZM82 119V118H81ZM81 119H76V120H78V121H80ZM84 119V118H83ZM120 119H119V121H120ZM122 119H121V121H122ZM195 119V118H194ZM227 119H228V117H227ZM4 120V119H3ZM10 120H12V119H10ZM19 120V119H18ZM110 120V119H109ZM113 120V119H112ZM115 120H117V119H115ZM124 120V119H123ZM196 120V119H195ZM205 120V119H204ZM207 120V119H206ZM209 120V119H208ZM226 120V119H225ZM248 120H249V118H248ZM254 120V119H253ZM252 120V121H253ZM7 121H5V124L3 123H1L2 125H0V127L1 126H7V127H10V128H13L12 127V123L13 122H15V121H13L12 123H11V125L9 126L8 125V123H10V122H7ZM27 121V120H26ZM85 121V120H84ZM84 121H81V122H84ZM95 121V120H94ZM105 121V120H104ZM215 121L217 122V118L215 119ZM237 121V120H236ZM255 121V120H254ZM29 121H27V123H28ZM103 122V121H102ZM101 122V123H102ZM124 122V121H123ZM196 122V121H195ZM198 122V121H197ZM207 122H209V121H207ZM219 122H221V121H219ZM228 122L230 123L231 122V119H230V121H228L227 120V124H228ZM261 122H262V124L264 125V118L263 119H261V121H260V125L259 124H257V126L258 127H261ZM21 124L23 123V122H20ZM75 123V122H74ZM88 123V122H87ZM90 123V122H89ZM116 123V122H115ZM7 124V125H6ZM99 124H100V122H99ZM192 124V123H191ZM197 124H199V123H197ZM209 124V123H208ZM226 124V122L224 121V126H227V129H229V131H230V127L232 126V128H233V125H232V123H231V125H230V127H229V125H225ZM26 125H28V124H25V126ZM30 125V124H29ZM28 125V126H29ZM72 125V124H71ZM76 125V124H75ZM92 125V124H91ZM94 125V124H93ZM116 125H117V123H116ZM247 125H248V123H247ZM1 127L2 129L1 130H6L7 129V127H6V129H4L5 127ZM33 126H35V124L33 125ZM38 126V125H37ZM83 126V125H82ZM82 126H80V127H82ZM189 126V125H188ZM209 126V125H208ZM223 125H221L220 127H222ZM246 126V125H245ZM36 127V126H35ZM39 127H41L40 125H39ZM104 127V126H103ZM109 127V126H108ZM198 127H200V125L198 126ZM197 127V128H198ZM240 127V126H239ZM102 128V127H101ZM110 128V127H109ZM188 128V127H187ZM218 128V127H217ZM224 128H226V127H224ZM234 128H236V129H232V132H233V134H231L232 132H230L229 133V131H226L225 133H227L228 132V134L226 135V140H222V141H224V143L226 142V144H224V143H222V144H220V145H223V146H221V147H227V145H229L228 144V142L231 140V138L230 139H228V135L229 134H231V135H229V136H232V135H235V132H234V130H237L238 129V127L236 126V127H234ZM242 128L244 129L245 127H244V125L242 126ZM241 127L239 128V130H243ZM252 128V127H251ZM264 127H261V128H258V129H260L261 131H263L264 129H263ZM42 129V128H41ZM103 129V128H102ZM209 129V128H208ZM207 129V130H208ZM213 129V128H212ZM221 129V128H220ZM219 129V130H220ZM248 129V128H247ZM263 129V130H262ZM1 130H0V132H1ZM8 130H9V132H10V129L8 128L5 132H4V135L6 136L7 135V132H8ZM11 130H13V129H11ZM37 130V129H36ZM199 130V129H198ZM206 130V131H207ZM216 130V129H215ZM14 131H16V132H12L11 134L8 132V134L9 135H7V136H10L12 139H10V140H8L7 138H10V137H7V138H5V136L4 137H2L1 135H2V133H1V135H0V137H2L3 138V140L0 138V141L2 142H0L1 143V145L3 144V143H8L7 144V146L5 145V144H3V146L6 148L7 147V149L10 147V145H11V147H13V143L14 142H16L17 143V141H18V139H17V137H19L20 138V135H21V133H17V129H15ZM34 131V130H33ZM39 131H42V130H40L39 129ZM43 131H44V128H43ZM42 131V133L43 134H45V132H43ZM51 131V130H50ZM92 131H95V130H92ZM91 131V132H92ZM126 131V130H125ZM125 131H123V132H121V134H123ZM190 131V130H189ZM195 131H196V129H195ZM206 131H204V133H206ZM210 131V130H209ZM257 131V130H256ZM256 131H254L255 133H256ZM260 131V132H261ZM48 132V131H47ZM127 132V131H126ZM126 132H125V134H126ZM198 132V131H197ZM253 132V133H254ZM15 133H16V135H18V134H20V135H18L16 138H13L14 137V135H15ZM37 133V132H36ZM201 133V132H200ZM210 133H212V131H210ZM220 133V131L218 132V130H217V132L215 133V134H219ZM224 133V134H225ZM250 133V132H249ZM254 133V134H255ZM32 134V133H31ZM33 134H35V133H33ZM48 135H49V133H47ZM55 133H53V135H54ZM120 134V133H119ZM130 134H132V133H130ZM190 134V133H189ZM215 134H213V136H212V134H211V136L212 137H214L215 136ZM223 134V135H224ZM237 134H238V131H237ZM236 134V135H237ZM248 134V133H247ZM246 134V135H247ZM257 134V133H256ZM260 134H262V133H260ZM15 135V136H16ZM56 135V134H55ZM112 135V136H111ZM111 135H108V136H106V138L108 139V137L110 138V136L111 137H113L114 138V134H111ZM129 135V134H128ZM134 135V134H133ZM208 135H209V133H208ZM245 134H244V137L242 138V140L239 138V139H237L236 141L234 140V139H232V142L230 141V145H233V144H238L239 146L240 145H242V147H246L247 146V148L249 147L248 145V143L247 142H250V141H247L246 142V140H248L247 138H249L248 136H246ZM35 135H33L32 137H34ZM46 136V135H45ZM120 136V138H121V140L123 139L122 137L123 136H121V135H119ZM138 136V135H137ZM198 136V135H197ZM201 136V135H200ZM203 136V135H202ZM210 136V138H209V140H211L212 139V137ZM219 136H220V134H219ZM250 136V135H249ZM263 136V135H262ZM261 135H260V138L262 137ZM74 137V136H73ZM73 137H70V138H68L69 140L67 141V142H69L71 139H73ZM78 137V136H77ZM76 136L74 137V138H76V139H78ZM87 137V136H86ZM116 137H117V139L119 138L118 136H115V138H114V140L116 141ZM125 137V136H124ZM143 137V136H142ZM206 137H208V136H206ZM221 137V136H220ZM247 137V138H246ZM254 137V136H253ZM257 137H259L258 135H257ZM5 138V139H4ZM88 139H89V137H87ZM92 138V137H91ZM90 138V139H91ZM101 138L103 139L104 137H102L101 136ZM106 138H104V139H106ZM112 138V139H113ZM119 138V139H120ZM132 138V137H131ZM219 138V137H218ZM222 138V137H221ZM7 139V141H5ZM15 139H17V140H15ZM75 139V140H76ZM94 139H97V138H95L94 137ZM99 139H100V137H99ZM99 139H98V141H99ZM101 139V141L100 142H102L103 140ZM106 139V140H107ZM111 139V138H110ZM110 139L109 140H107V142L106 143H104V144H107L106 146H108V143H110L111 141H110ZM117 140V141H120V140ZM127 139H129V138H127ZM202 139H203V137H202ZM207 139V138H206ZM215 139V138H214ZM11 140H13V141H11ZM91 140H93V138L91 139ZM106 140H104L103 142H105ZM195 140V139H194ZM200 139H197V141L195 140L192 144H191V142H190V145L192 146L194 143H196V142H201V140L199 141ZM234 140V141H233ZM238 140H240V141H238ZM245 140V141H244ZM250 140V139H249ZM5 141V142H4ZM10 142V145H9V142ZM22 141H24V140H22ZM22 141H20L21 143H22ZM27 141V140H26ZM97 141V140H96ZM94 142V144L93 145H95V143H97V142ZM109 141V142H108ZM128 142H127V144L129 145V141H130V139L129 140H127ZM213 141V140H212ZM216 141V140H215ZM218 141V140H217ZM243 141H244V145L242 144L243 143ZM258 141H259V139H258ZM13 142V143H12ZM19 142V141H18ZM17 143V144H21V143ZM67 142L66 141H64V143H66V144H62L61 142L60 143H57L56 145H54V146H50L49 147V145L47 146L48 148H49V152H47V151H43L44 153L45 152H47V153H45V155H42V156H44V161H43V163L45 164V161H46V158H48L50 155V152H52V151H54V147H56V148H58V145L61 147V148H58V149H56V152L58 153L59 151H60V153H58V158L60 157V156H62L63 157V161L66 159V161H67V163H66V161H65V164L66 165H68V167H69V169H68V167H66V165H64L63 164V162H62V166H63V168L65 167L66 169H68V170H71L72 169V166H71V164L72 165H74L73 166V170H71V171H73L72 173H76V172H78L77 173V178H74V179H79L80 181H81V185L80 184H78L79 185V187H80V189H75V190H73V192L72 193H70L71 192V189H68V191H69V193H67L68 195H70V194H72L71 195V197L73 196L74 198H75V200H73L71 203H69L70 201H71V199H70V201L68 202H64V200H63V202H61L62 203V205H60V202L58 201L59 199V197H58V195H55V194H53V196L51 195L52 193H50V194H46V195H49V197H52V200H53V198L55 197V196H57V197H55L54 199H57L56 201L55 200H51V198H50V201L51 202H49V203H53L54 202V205L52 204L51 206L53 207H55V202L56 203H59V206H58V204H57V206L55 207L56 209L57 208H59V207H62V206H64V205H66L65 207L66 208H64L63 207V209H61V213L63 212L62 210H64V212H63V214H58V212L57 211H60V209L58 210L57 209V211H55V209H54V211L52 210V212H51V214L53 215V212H54V214H55V216H59V217H50V216H46L47 215V213H45L46 211H50V210H48V208L50 207L51 208V206H48V205H45V204H43V205H45L44 207H48L47 209H46V211L45 210H40V206L38 207V206H36L37 204L39 205L40 203H43V202H41V198H39L38 196H40V195H42V190L43 189H45L46 188V186H44L42 183H43V181H44V183H47V181H46V179H48V181H50L52 178H53V176L54 175H57V174H55V173H58L60 170V172L62 173V168H60V169H58L57 170V167L61 164H57L58 162H60V158L58 159L59 161H57L56 159H55V161L53 160L54 158H56V157H54V156H50V158L53 160V162H52V160H47V161H50L51 163H49V164H47V166L46 165H42V164H40V165H42V167L38 164V162H37V165L35 164L36 163V161H35V163H34V160H36V158L32 161V163H33V166L35 165V167L37 166V168L39 167L40 168V173H41V177H40V174H38V169H36V168H34L33 166H32V163L30 164V161H29V164L31 165H29V170L28 169H26V170H24V171H22V172H28V171H30L31 169H33V171H31V172H28L29 173V177H30V180L29 181H26V180H28V174L27 173H25L26 174V176H27V178H25L24 176V178L23 177H19V175L20 174H18V172H19V170L17 171L16 170V172H17V174H18V180L21 182H18V180L16 179L15 181H17V182H15V181H13L14 179H13V177H10L11 176V174L13 173V172H11V174H9L8 176L10 177V178H12L11 179V181L9 182L7 179V185L9 184V183H11L10 185L11 186H7L6 185V182H5V187H3L2 188V186H0V190H1V192H2V190H3V192H5V190H6V192L4 193V194H6V196L7 197H5V200H6V198H8L7 199V201H4V202H2V201H0V224H1V222L3 223V221H7L8 220V222L9 223H6V224H9V225H5L6 226V228L8 229V228H10L9 230L11 231V230H14V227L16 226V228L18 227V225H16V224H14V225H12V221L13 220H18V221H20V222H22V223H24V225L23 226H25L26 225V223L27 222H29L28 220H32V219H35L34 220V223L32 224V227L31 226H29V227H27V226H25V228L24 227H22V228H24L23 229V231H22V236L20 235V236H18L17 238L19 239H15V240H12V239H10L9 238V235H10V233L11 232H13V231H6V232H10V233H6V232H3V231H5V229L3 230V231H0V233L2 234V235H0V264H85L86 262L89 264V262H88V260L89 259H93V258H95V257H91V254L92 253H90L89 252V248H90V246H89V244L90 243H92V241H94V239L96 238H98V236H99V232H100V229H99V232H98V230L97 231H95L96 229V227H94L95 226V224L96 225H98L97 223H96V221H97V214H96V210L99 208V206L104 202V201H106V199L107 198H109V197H111V195L113 194V193H116L117 192V190L119 189V188H117L120 184L118 183H115L116 182V180L114 179V181H113V178H112V172H113V168L115 167L114 165V167L112 168V172L110 171L111 170V167H110V170H105V169H107V167L106 168H104L103 166V168H102V170H105V171H99V170H97L95 167L97 166V164L98 165H100L101 166V164L100 163H103L102 162V159H100L99 160V158H98V154H96L98 151H96V150H94L93 151V153H94V155L95 156H92V158L94 159L95 158V160L98 162L95 166L93 165H91L90 164V166H85L84 168L81 166V165H84V164H81L82 162H83V160H84V163H86V161L85 160H87L88 161V159L89 160H91V155H93L92 154V152H91V154L90 155H88V156H84V157H82V159L80 160V164L81 165H78L79 164V155H78V153L77 152H81V151H77V150H80V149H82V147L84 148V144H83V146H82V144L80 145V142H79V145H80V149H79V145L77 144V142H76V144L77 145H75V142H73V141H70V142H73V144H72V149L73 148H78L77 150H76V152L74 153V150H72V151H70V153L68 152V150L66 151V146H68L67 147V149H70L69 148V146L71 145L70 144V142L68 143V145H67ZM83 142V141H82ZM86 142V141H85ZM88 142V141H87ZM86 142V144L85 145H90L89 143H87ZM240 142H242V143H240ZM12 143V144H11ZM23 143H25L26 145H28L26 142H23ZM138 143V142H137ZM215 142H213V144H214ZM258 143V142H257ZM16 144V145H17ZM25 144H23V145H25ZM100 144H102V143H100ZM130 144H132V141L130 142ZM197 144V143H196ZM195 144V145H196ZM217 144V143H216ZM246 144H248V145H246ZM0 145V146H1ZM16 145H14V146H16ZM26 145L24 146V147H26ZM63 145H64V147H63ZM73 145H75V146H73ZM103 145V144H102ZM116 145V144H115ZM115 145H113L114 147H111V149L112 148H115ZM127 145V146H128ZM136 145V144H135ZM188 145V144H187ZM218 145V144H217ZM253 145H255V144H253ZM261 145V144H260ZM3 146H1V147H3ZM19 146V145H18ZM91 146V145H90ZM89 146V147H90ZM97 146V145H96ZM127 146H126V148H127ZM132 147H133V144L131 145ZM198 146V145H197ZM196 146V148H198ZM259 146V145H258ZM21 147H22V145H21ZM53 148V149H50V148ZM87 147V146H86ZM89 147H87V149L89 150ZM91 147H93V146H91ZM98 147V146H97ZM103 147H105L104 145H103ZM134 147H136V146H134ZM138 147V146H137ZM221 147L219 146V152H220V149H221ZM229 147V146H228ZM242 147H240V149L242 148ZM256 147V146H255ZM62 148H65V149H63L62 151H61V149ZM123 148H125V146L123 147ZM122 149L124 152H126V150H128V152H132V154H133V151H131V149H129V147H128V149ZM191 148V147H190ZM195 148V150H196V152L198 151V154L200 153H202V152H200L199 151V149H196ZM5 149L6 151H4V148H3V150H2V148L0 149V151L1 152H6V153H8V150L9 151H11L10 149ZM110 149V150H111ZM136 149V148H135ZM193 149H194V145H193ZM212 150H213V148H211ZM239 149V150H240ZM45 150H47V148H45ZM52 150V151H51ZM57 150H59V151H57ZM71 150V149H70ZM86 150V149H85ZM85 150H83V151H85ZM133 150H134V148H133ZM211 150V151H212ZM216 149H214L213 151H215ZM64 151V152H63ZM65 151H66V154H65ZM96 151V152H95ZM118 151V150H117ZM212 151V152H213ZM241 151V150H240ZM14 152V151H13ZM13 152H11V154H13ZM39 152V151H38ZM71 152L73 153V154H77L79 157L77 158V155H76V157H75V155H74V158H72V159H75V158H77V159H75L74 161H77L76 163H78L77 165L76 164H74V162H73V160L70 158L69 160L66 158V156L68 157V153H69V155H71ZM110 152H112V150L110 151ZM135 152V151H134ZM196 152H194V153H196ZM216 152V151H215ZM218 152V153H219ZM247 152V151H246ZM23 152H21V154H22ZM49 153V154H48ZM56 153V154H57ZM83 153V152H82ZM108 153H109V149H108ZM115 153V152H114ZM204 153V152H203ZM207 153H209V152H207ZM217 153V152H216ZM216 153H215V155H216ZM227 153V152H226ZM225 153V154H226ZM231 154H232V152H230ZM229 153V154H230ZM10 154V152L8 153V155ZM54 153L52 152V155H53ZM60 154V155H59ZM85 154V153H84ZM119 155H120V153H118ZM118 154H117V156H118ZM122 154V153H121ZM135 154V153H134ZM206 154V153H205ZM225 154H224V157H225V159H227L226 157H228V156H230V155H228V156H225ZM235 154V153H234ZM233 154V155H234ZM5 155V154H4ZM48 155V156H47ZM65 156V158H64V156ZM86 155V154H85ZM97 155V156H96ZM116 155V154H115ZM192 155V154H191ZM219 155H220V153H219ZM222 156H223V154H221ZM6 156V155H5ZM10 156V155H9ZM42 156L41 157H39V158H42ZM104 156V155H103ZM102 156V158H104V159H106L107 157H103ZM200 156V155H199ZM8 157V156H7ZM12 157V159H13V156H11ZM61 157V158H62ZM88 157V158H87ZM126 157V156H125ZM129 159L131 158V156L129 157V156H127ZM193 157V156H192ZM197 157V156H196ZM223 157V158H224ZM9 158V157H8ZM38 158V159H39ZM49 158V159H50ZM81 158V157H80ZM128 158H126L125 160H129ZM199 158V157H198ZM208 156H205V159L206 160H208ZM228 158H230V157H228ZM33 159V158H32ZM197 159V158H196ZM204 159V158H203ZM211 159V158H210ZM232 159V158H231ZM113 160V159H112ZM125 160H123L124 162H125ZM224 160V159H223ZM13 161H15L14 159H13ZM27 161V160H26ZM27 161V162H28ZM39 161H41V159L39 160ZM41 161V162H42ZM46 161V162H47ZM56 161H57V163H56ZM62 161V160H61ZM69 161V162H68ZM100 161V162H99ZM130 161H131V159H130ZM133 161V160H132ZM136 161V159L134 160V162ZM218 161V160H217ZM27 162H25V165L27 164L28 165V163ZM56 163V169L55 168H53L54 167V165H55V163ZM71 162V163H70ZM73 162V163H72ZM105 162V161H104ZM106 162H107V159H106ZM115 162V161H114ZM120 162H122V160L120 161ZM136 162H138V160L136 161ZM200 162V161H199ZM216 162V161H215ZM9 163H11V162H9ZM48 163V162H47ZM207 163V162H206ZM214 163V162H213ZM14 164V163H13ZM20 164V163H19ZM54 164V165H53ZM104 164V163H103ZM102 164V165H103ZM116 164H118L119 166H120V164H123V163H120L119 164V161H118V163L116 162ZM115 164V165H116ZM124 164H128V163H124ZM131 164V163H130ZM262 164V163H261ZM14 165H16V164H14ZM39 165V166H38ZM48 165L49 166H51V165H53V166H51L52 167V169H51V167H50V172L48 171L49 169L47 168L48 167ZM216 165V164H215ZM214 165V166H215ZM12 166V165H11ZM112 166V165H111ZM118 166V167H119ZM122 166V165H121ZM191 166V165H190ZM218 166V165H217ZM221 166V165H220ZM228 166H230V165H228ZM18 167H24V165H19V166H15V168H18ZM44 167V168H43ZM76 167H78V168H76ZM98 167V166H97ZM202 167V166H201ZM211 167V166H210ZM26 168V167H25ZM46 168V169H45ZM71 168V169H70ZM116 168V167H115ZM115 168H114V170H115ZM122 169H123V167H121ZM131 167H129V169H130ZM221 168V167H220ZM223 168V167H222ZM12 169H14V168H12ZM43 169V170H42ZM57 170L58 172H56V171H54V170ZM66 169H64L65 171H66ZM77 169V171L75 172V170ZM109 169V168H108ZM125 169V168H124ZM127 169H128V167H127ZM212 169L213 170H215L213 167H212ZM21 170V169H20ZM37 170V173L35 172ZM47 170L48 171V173H49V175H48V173H45V171ZM67 170V171H68ZM207 170V169H206ZM221 169H219V171H220ZM227 170V169H226ZM43 171V172H42ZM51 171H53L54 172V174H52V172ZM64 171V172H65ZM204 171V170H203ZM15 172V173H16ZM21 172V173H22ZM33 172V175L31 174ZM60 172L58 173V174H60ZM63 172V174H65ZM70 172V171H69ZM123 172V171H122ZM121 172V173H122ZM129 172V171H128ZM205 172V171H204ZM211 172V171H210ZM5 173H10V172H2V171H0V174H1V177H3V181H2V179H1V177H0V181L1 182H4L5 180V178L4 177H7V175L5 174ZM14 173V174H15ZM20 173V172H19ZM43 173V174H42ZM51 173V174H50ZM131 173H133V172H130V174ZM2 174H3V176H2ZM5 174V175H4ZM14 174H12V176H14ZM34 174H36V177L38 178V180L37 179H34L35 177H33V176H35ZM39 175V177H38V175ZM116 174H117V172H116ZM120 174V173H119ZM124 174V173H123ZM123 174H120L121 176H119L118 174V176H119V178L120 179H122L123 178V176L124 175H126V173L123 175ZM204 174V173H203ZM209 175H211L210 173H208ZM213 174V173H212ZM31 175H32V177H31ZM46 176V175H48L47 176V178L45 179L44 178V176ZM68 175H70V173L68 174ZM74 175V174H73ZM116 175V176H117ZM216 175V174H215ZM51 176V177H50ZM71 176H72V174H71ZM114 177H116L115 175H113ZM117 176V177H118ZM214 176V175H213ZM222 176H223V174H222ZM221 176V177H222ZM9 177H7V178H9ZM127 177V176H126ZM209 177V176H208ZM224 177V176H223ZM9 178V179H10ZM14 178H15V176H14ZM25 180L24 182H23V179ZM40 178H44V179H40ZM118 178V179H119ZM21 179V180H20ZM211 179V178H210ZM213 179V178H212ZM230 179V178H229ZM228 179V180H229ZM39 181V182H35V181ZM40 181L42 182V183H40ZM130 181V180H129ZM221 181V180H220ZM0 182V185L2 184L3 185V183H1ZM9 182V183H8ZM23 182V183H22ZM79 182V181H78ZM120 182V181H119ZM229 182H230V180H229ZM228 182V183H229ZM12 183L14 184V185H12ZM50 182H48V184H49ZM225 183H227L226 181H225ZM52 184V182L50 183V185ZM219 184H221V182H219ZM122 185V184H121ZM124 185V184H123ZM122 185V186H123ZM126 185V184H125ZM222 185V184H221ZM226 185H228V184H226ZM4 186V185H3ZM7 187V188H6ZM214 187V186H213ZM2 188V189H1ZM210 188H212V187H210ZM65 189H66V187H65ZM121 190H123L122 188H120ZM8 190V191H7ZM124 191V190H123ZM210 191V190H209ZM214 191H216V190H214ZM8 192V193H7ZM67 192V191H66ZM217 192V191H216ZM227 191H225L224 190V192H223V194L225 193V194H228L229 192H227ZM64 194H66V193H64ZM63 193H62V195L60 196V198H64V197H67L66 195L63 197V195H64ZM125 194V193H124ZM212 194V193H211ZM214 194H215V192H214ZM8 195H9V197H8ZM44 195V194H43ZM51 195V196H50ZM217 195V194H216ZM222 194L220 193V196H221ZM114 196V195H113ZM112 196V197H113ZM225 196H227V195H225ZM224 196V197H225ZM69 197V196H68ZM212 197V196H211ZM222 197H223V195H222ZM223 197V198H224ZM227 197H229V196H227ZM42 198H44L43 199V201L45 200V198H46V196L44 197V196H42ZM33 200V204L35 203L36 205H34L35 207H38V209H39V212L37 211V209H36V211H35V214L37 215L38 213H41V214H39L40 216L42 215H44V217L42 218V216L41 217H39V216H35L34 218H33V216L35 215L34 213H32L33 214V216L31 217V216H29V213L30 212H34L33 211V209L30 211V209H31V207H30V205H28V202H27V200H30L29 202L30 203H32V200ZM40 199V201H38V200ZM47 200H48V198H46ZM65 199V198H64ZM222 199V198H221ZM0 200H4V199H0ZM46 200V201H47ZM111 200V199H110ZM226 200V199H225ZM224 200V201H225ZM231 200H232V198H231ZM49 201V200H48ZM60 201H62V200H60ZM86 201H88V203H85ZM113 201H114V199H113ZM215 201V200H214ZM229 201H230V197H229ZM263 201V200H262ZM40 202V203H39ZM89 202H90V206H87V207H90L89 209H85V206L86 205H89ZM108 202H110V201H108ZM236 202L235 201V199L233 198V200H232V202H231V205L233 204V206L236 204V205H239V203H234ZM258 202V201H257ZM67 203H69V204H67ZM227 203V202H226ZM245 203V202H244ZM83 204H86L85 206L83 205ZM243 204V203H242ZM251 204V203H250ZM28 205V206H27ZM42 204H41V207L43 206ZM69 205V206H68ZM241 205V204H240ZM245 205V207H246V203L244 204ZM68 206V207H67ZM103 206H105V205H103ZM102 206V207H103ZM159 206V205H158ZM225 206V205H224ZM230 206V205H229ZM27 207V208H26ZM29 207V208H28ZM34 207V208H35ZM101 207V208H102ZM164 207V206H163ZM223 207V206H222ZM227 207V206H226ZM236 207V206H235ZM248 207V206H247ZM105 208V207H104ZM159 208V210H161L160 209V207H157V204L155 205V209H158ZM230 208V207H229ZM231 208H232V206H231ZM251 208V207H250ZM253 208V207H252ZM257 208V207H256ZM255 208V209H256ZM25 209H29V212L27 211V210H25ZM42 209H44V208H42ZM52 209V208H51ZM107 209V208H106ZM245 209V208H244ZM243 209V210H244ZM248 209V208H247ZM258 209V208H257ZM159 210H157L158 212H159ZM226 210V209H225ZM238 210V209H237ZM25 211V213L27 212L28 213V215H25V214H23V216H22V213ZM42 211L44 212V214L42 213ZM100 211V210H99ZM102 211V210H101ZM248 211V210H247ZM257 211V210H256ZM36 212H38V213H36ZM56 212H57V214H56ZM152 212V211H151ZM158 212H155L156 214L158 213ZM227 212V211H226ZM234 212V211H233ZM50 213V212H49ZM159 213H161V212H159ZM246 213V212H245ZM152 214H154V213H152ZM262 214V213H261ZM25 215V216H24ZM31 215V214H30ZM49 215V214H48ZM150 215V214H149ZM159 215V214H158ZM160 215H162V213L160 214ZM27 216L29 217V218H27ZM46 216V217H45ZM157 216V215H156ZM164 216V215H163ZM163 216H161V218L163 217ZM228 216H229V213H228ZM248 216V215H247ZM39 217V218H38ZM101 217V216H100ZM100 217H98V219L100 218ZM145 217V216H144ZM147 217V216H146ZM150 217H151V215H150ZM159 217V216H158ZM158 217H156V220H158ZM31 218V219H30ZM38 218V219H37ZM161 218H160V220H158L159 222H162V220H164L163 218H162V220H161ZM177 218V217H176ZM226 218V217H225ZM255 218V219H254ZM254 218H251L250 217V220L251 219H253V220H255V222H256V217H254ZM3 219H5V220H3ZM227 219V218H226ZM23 220V221H22ZM142 220V219H141ZM155 220V221H156ZM264 219L262 218V221H263ZM25 221V222H24ZM27 221V222H26ZM144 221H145V218H144ZM152 222L153 220L151 219V220H148L147 221V223H146V225H149L150 223H148V222ZM155 221H153L152 222V224L155 222ZM259 221H261V219H259L258 220V222ZM261 221V223L259 224V225H263L264 226V221L262 222ZM99 222H101V219H99ZM165 222H167V221H164V222H162V223H164V225L166 226V224H165ZM258 222H256V223H258ZM5 223H3V224H5ZM102 223V222H101ZM162 223H161V225H162ZM173 223V222H172ZM171 223V224H172ZM28 224V223H27ZM171 224H169V225H171ZM255 224V223H254ZM254 224H252V221L251 222H249V224H248V228H253L252 227V225L253 226H255ZM2 225V224H1ZM0 225V226H1ZM182 225V224H181ZM7 226H9V227H7ZM164 226V227H165ZM167 226H168V224H167ZM134 227H135V225H134ZM152 227H154V226H152ZM152 227L150 226V228H151V232H150V234H151V238H150V246H149V251L147 252V253H145V254H143V252H142V254H139L138 252V250H136V251H138L137 253V255H134L133 257H129V256H127V258H126V260H125V258H121L123 261H127V259H129L126 263L127 264H167L170 260H173V262L172 263H175V264H180L179 262H177V260H175V259H171L174 255H172L171 253L172 252H174L173 250H171L172 252H170V253H168V255L169 254H171V258L170 257H168L167 256V254H166V256L167 257H165L164 256V253H167V252H169L170 251V247L168 248V246H167V249L166 250H168L167 252L166 251H164V249L166 248V246L165 245H168L169 244V242L171 241V243L169 244V246H171L172 244L175 246V245H179V247H180V243L182 242L180 239V235H181V232L179 233V231H178V233L176 234L180 239V241L178 240V237L176 236V235H173V236H176L177 238H175V237H171L170 235H172L173 233H175V229L173 230L174 232L172 233V230L171 231H168V232H166L165 233V235H168V238L170 237V240H169V242H168V244H166L165 242L167 241H165V239H166V237L164 238V234L162 235V232L161 233H159L160 232V230H161V228L157 231V230H155V229H152ZM169 227V226H168ZM174 227V226H173ZM179 227V226H178ZM260 227H262V226H260ZM15 228V229H16ZM93 228H94V232H96V233H98V236L97 237H95L94 235H93V233H92V231H93ZM146 228V227H145ZM148 228V227H147ZM155 228H157V225H156V227ZM158 228H159V226H158ZM172 228V227H171ZM176 228V227H175ZM185 228V231H186V226L184 227ZM183 228V229H184ZM250 228V230L249 231H251L252 229ZM135 229H136V227H135ZM137 229H138V226H137ZM136 229V230H137ZM166 229H168V228H166ZM173 229V228H172ZM180 229H182V227L180 228ZM254 229H255V227H254ZM253 229V230H254ZM259 229H263V227L262 228H259ZM139 230V229H138ZM135 231L133 234H130L128 237H130L131 235H134L136 232H142L143 230H141V231ZM162 230H164V228L162 229ZM191 230V229H190ZM246 230H247V228H246ZM246 230H244V231H246ZM134 231V230H133ZM165 231H167V230H164L163 231V233L165 232ZM183 231V230H182ZM192 231V230H191ZM264 231V230H263ZM3 233L5 234V236H6V238L7 239H9V240H7L4 236H3ZM90 233H92V236L91 237H95L94 239H89V241H88V239L87 238H91V237H89V235H90ZM183 233V232H182ZM249 232H247V234H248ZM258 233H260V232H258ZM127 234V233H126ZM136 234H138V237H141L142 236V234H144V232H142V233H140V235H139V233H136ZM148 234V233H147ZM251 234H253V233H251ZM261 234V233H260ZM128 235V234H127ZM183 235V234H182ZM185 235V234H184ZM10 236H12V235H10ZM101 236V235H100ZM99 236V237H100ZM149 236V235H148ZM189 236V235H188ZM132 237V236H131ZM167 238V239H168ZM175 238V242H177V241H179V242H177L178 244H175L174 243V241H173V239ZM189 238V237H188ZM198 238H200V237H198ZM247 238V237H246ZM249 238V237H248ZM247 238V239H248ZM252 238V237H251ZM255 238V237H254ZM254 238H252V239H254ZM95 239V240H96ZM125 239V238H124ZM123 239V240H124ZM172 239V240H171ZM185 239V238H184ZM257 239V238H256ZM256 239H254V240H256ZM260 239V238H259ZM11 240V241H10ZM92 240V241H91ZM122 240V241H123ZM146 240H148V239H146ZM183 240V239H182ZM254 240H252V241H254ZM14 241V242H13ZM87 241H88V244H87ZM119 241V240H118ZM125 241V242H124ZM123 242H121V245L122 244H124L125 245V243H127L128 244V242L130 241V240H128V242H127V239H125ZM190 241V240H189ZM188 241V242H189ZM250 241V240H249ZM257 241V240H256ZM255 241V242H256ZM261 241V240H260ZM9 242V243H8ZM13 242V243H12ZM90 242V243H89ZM137 242V243H136ZM142 242V241H141ZM144 242H145V239L143 240V244H144ZM147 242V241H146ZM183 242L185 243L186 242V239L185 240H183ZM182 242V243H183ZM187 242V243H188ZM257 242H259V241H257ZM263 242V241H262ZM95 243H97L96 241H94L93 242V244H95ZM134 243L135 244H138L139 245V243H140V241H139V243H138V240H135L134 241ZM134 243H129V244H131V246L132 245H134V247H138V245H136L135 246V244ZM141 243V244H142ZM140 244V245H141ZM142 244V245H143ZM253 244V243H252ZM259 244V243H258ZM121 245H119V246H121ZM140 245H139V247H140ZM141 245V246H142ZM181 245H183L184 246V244H181ZM187 245V244H186ZM194 245V244H193ZM196 245V244H195ZM263 245V244H262ZM119 246H118V248H119ZM129 246V245H128ZM163 246L165 247V248H163ZM183 246H181V248L183 247ZM133 247V246H132ZM137 247L135 248V249H137ZM138 247V248H139ZM194 248H195V246H193ZM142 248H145L144 246H142L141 248H139V249H142ZM148 248V247H147ZM175 248H177L176 246L174 247V249ZM184 248V247H183ZM193 248V249H194ZM200 248V247H199ZM93 249V248H92ZM120 249V248H119ZM134 248H132V250L131 251H134L133 250ZM171 249H173V246H172V248ZM179 249V248H178ZM186 249V248H185ZM192 249V248H191ZM193 249H192V251H193ZM248 249V248H247ZM184 250V249H183ZM197 250H198V248H197ZM176 251V250H175ZM178 251V250H177ZM185 251V250H184ZM92 252V251H91ZM187 252V251H186ZM186 252H184V253H186ZM190 252V251H189ZM198 252V251H197ZM135 254H136V252H135ZM177 254H179V253H177ZM182 254V253H181ZM196 254V253H195ZM93 255V254H92ZM180 255V254H179ZM197 255V254H196ZM195 255V256H196ZM170 256V255H169ZM177 256V255H176ZM180 256H182V255H180ZM121 257V256H120ZM183 257V256H182ZM165 258H167V259H165ZM168 258H170V260H168ZM179 258V257H178ZM184 258V257H183ZM188 258H190V257H188ZM193 259V258H192ZM118 260V259H117ZM168 260V262H166ZM198 260V259H197ZM93 261H94V259H93ZM122 261V262H123ZM175 261V262H174ZM114 262H115V259H114ZM118 262H119V260H118ZM187 262H189L188 260H187ZM197 262V261H196ZM195 262V263H196ZM91 263H93V262H90V264ZM116 263V262H115ZM171 263V264H172ZM200 264V261L199 262H197V264ZM121 264V263H120ZM169 264H170V262H169Z\"/></svg>",
	"mask_w": 264,
	"mask_h": 264
},
{
	"label": "crops",
	"instance_id": "obj_3",
	"mask_svg": "<svg viewBox=\"0 0 264 264\" xmlns=\"http://www.w3.org/2000/svg\"><path fill=\"white\" fill-rule=\"evenodd\" d=\"M163 59H164V57H163ZM163 64L164 65H161L158 67L157 72H155L153 75H150L149 78L146 77L144 80V92L146 95H148V97H146V98L150 97V101L146 105V109H145L144 122H145V124H147L149 122V126L151 128H154V126H155L154 124H156V123H158V124H160V123H172L173 125H175L176 123H180L181 121H184L186 119V115L184 113V108H183V103L180 101H179V104H177L176 108L174 109L173 113L166 118L164 117V112L162 110L163 97H166L170 93V91L172 90V87L174 85L175 79H174V82H173L169 92L168 93L162 92L164 78H165V75L167 73V67L165 66V62ZM186 110H187V108L185 109V111ZM182 134H183V131H182ZM154 199H162V200L165 199V202L167 203V207H166L165 212L167 214H169V218H166V221H167L166 224H168L169 227L167 225H166V227L167 228L172 227L173 225H169L172 223L170 217L171 216L174 217L177 213H179V209L180 208L182 209V206H183V205L181 207L179 206L180 207L179 208V207H177L176 203L177 204H180V203L186 204L185 198H181L179 196L176 197L175 195H171V194H166V195H159L156 198L154 197ZM146 202L147 201H141L140 203H142V204L138 203V205H136L135 214L134 213L132 214V216L130 217L131 220L134 217L143 214V212H149V211L155 212L157 210V209H155L156 202H154L152 200L149 202L151 205L149 204L148 206L145 205ZM186 210H188V209H186ZM191 215H192L191 218L197 219V216H198L197 214L191 213ZM129 227H130V225H127L124 228H122V231L120 232V234H122V233L126 234L127 229ZM152 228L155 229V227H152ZM123 229H124V231H123ZM161 231H162V234H165L169 230L165 231L164 233H163L164 230H161ZM165 241H166V239H165ZM108 264H110V263H108ZM111 264H114V260L111 262Z\"/></svg>",
	"mask_w": 264,
	"mask_h": 264
}]
</instances>
